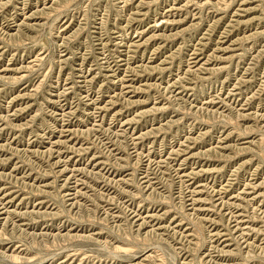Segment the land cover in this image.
<instances>
[{"label":"rangeland","instance_id":"1","mask_svg":"<svg viewBox=\"0 0 264 264\" xmlns=\"http://www.w3.org/2000/svg\"><path fill=\"white\" fill-rule=\"evenodd\" d=\"M53 1L54 0H0V92H1L0 93V112H1L0 113V153H2V151H3V153L0 154V155H2V156H0L1 157L0 158V209L8 204L7 206H8V208H10L9 211L11 210L10 212L6 209L0 210V212H2L3 210L7 211V213L9 212L8 214L0 215V231H1V233H0V264H4V263L5 264L6 263L7 264L8 263L9 264L14 263L15 264L16 262H17L16 264H41V263L42 264H59V262H60V264H67V263L68 264H114V263L115 264H133V263L134 264H136V263L137 264H140V263H142V264H191V263H193V264H203V263L204 264H210V263L211 264H220V263L221 264H227V263H229V264H231V263L240 264L241 263L242 264L243 263L244 264L245 262H246L245 264H257V263L258 264H264V262H263L264 261V255H263L264 254L263 253L264 252V242H263L264 241V237H263L264 236V225H263L264 221H262V220H264V214H263L264 213V202H263L264 194L261 195L262 192L264 193V149H263L264 148V141L259 140L260 138L264 137V128H262V127H264L262 125V124H264V118H263L264 117V113H263L264 112V108H263L264 107V105H263L264 104V90H263L264 88H261V87H264V81L262 82V79L264 80V71H263L264 70V68H263L264 67V59H263L264 58V55H263L264 54L263 53L264 52V50H263L264 49V44H263L264 43V36H263L264 35V17H263L264 16V0H251V1L250 0H246V1H244V0H232V1L231 0H228V1L227 0H224V1L223 0L222 1L221 0H206V2H204L205 0H194V1L193 0H164V1L160 0V2H158L159 0H152V1L151 0H149V1L148 0H142V1L141 0H131V1L130 0L129 1L128 0H126V1L125 0H120V1L119 0H62V1L56 0V1H54L55 4ZM212 1L214 3L215 2L216 3L214 4ZM225 1L227 3L229 1L230 2L227 5V3ZM187 2L188 3L192 2V3L189 5V4H187ZM245 2H249V4L247 6H244ZM123 3H125V5H126L125 7H124ZM138 3L139 4L144 3V4L139 5ZM147 3H148V5H147ZM206 3H208V4H206ZM199 4H201V5H199ZM167 5H168V7H167ZM180 5H181V7H180ZM17 6H19L20 8ZM139 6L141 9L139 8ZM155 6H157V8ZM248 6L252 7V9H254V11H250V12L245 13V14H244V12L240 11V13H242V15H243L239 20V22H241V24L240 25L236 24L238 22V20H237L238 16L237 15L232 16L233 13L237 14L238 11H236V10L243 8V7H248ZM47 7L48 8L50 7V8L48 9ZM178 7L181 9H179ZM148 9L150 10L149 12H148ZM142 10H143V12H142ZM33 11H34V13H33ZM165 11H166V13H165ZM163 12H164V14H163ZM154 13H155V15H154ZM3 14H4V16H3ZM33 14H35V15H33ZM142 14H144V15H142ZM131 15H132V17H131ZM173 15H175V16H173ZM102 16H103V18H102ZM156 16H158V17H156ZM221 16H223L222 19L220 18ZM253 17H255L256 20L254 18V21H253L252 20ZM103 19H104V21H103ZM139 19H142V20L144 19V20L142 21ZM163 19H166V20L164 21ZM247 19L252 20V21L248 20L249 22H245V21H247ZM260 19H262V21ZM154 21L156 23H154ZM160 21L162 23L161 25H159ZM167 21H169V24L167 23ZM177 22H179V23H177ZM228 22H230V23H228ZM243 22H245L246 24ZM24 23H26V24H24ZM172 23H174V24H172ZM231 23L234 25L232 26ZM18 24H20V25H18ZM155 24H157V25H155ZM195 24H196V26H195ZM24 25L25 26L29 25V26L25 27ZM114 25L117 29L114 27ZM126 25H127V27H126ZM158 25H159V27H158ZM165 25L167 28L165 27ZM131 27H132V29H131ZM164 30H165V32H164ZM178 30H179V32H176ZM181 30H182V33H181ZM212 30H214V31H212ZM255 30L258 33L255 32ZM262 31H263V33H261ZM108 32H109V34H111V33L112 34L109 35ZM170 32H172V33H170ZM166 33H168V34H166ZM205 33H208V34H205ZM104 34H105V36H104ZM122 34H123V36H122ZM172 34L175 35L176 38L173 37ZM176 34H178V36ZM252 34H254V35H252ZM94 35H96V36H94ZM124 35H125V37H124ZM235 36L237 37V40L235 39L236 38ZM249 36H252V37H249ZM139 37L144 38L145 41L147 40L145 43L146 45L138 47L136 44H134L136 40L140 39ZM246 37L247 38L249 37V39H247ZM127 38H129V39H127ZM173 38H175V39H173ZM108 39L109 40L111 39V41H109ZM169 39H170V41H169ZM148 40H150V41H148ZM243 40H248V41H243ZM123 41H125V42H123ZM200 41H201V43H200ZM216 41H217V43H216ZM234 41H237V42H234ZM100 42H101V44H100ZM96 43H98V44H96ZM198 43H200V44H198ZM233 43H235V44H233ZM128 44H129V46H128ZM167 44H169V45H167ZM215 44L217 45V47ZM160 45H161V47H159ZM95 46H96V48H95ZM100 46H101V48H100ZM180 46H182V47H180ZM224 46L226 48H224ZM130 47H131V50H130ZM164 47H166V48H164ZM235 47H237V48L233 49ZM253 47H256V48H253ZM257 47H259V48H257ZM260 47H263V48H260ZM104 48H106V49L104 50ZM198 48L199 49L202 48L203 50L204 49L205 50L202 51V49L199 50ZM222 48L225 49L224 50L225 53L219 52V50ZM213 49H214V51L212 52ZM249 49H250V51H249ZM260 49L263 50L262 53H261ZM142 51H144V52H142ZM192 51L194 53L196 52V54L192 53ZM228 51H230V52H228ZM256 51H259L260 53L259 52L256 53ZM106 52H108V53H106ZM82 53H83V55H82ZM126 53H128V54H126ZM134 53H135V55H134ZM213 54L216 55L215 58H214ZM231 54H234L236 56H234V55L232 56ZM128 55H131V57L132 56L133 57L131 58ZM136 55H137V57H136ZM191 55L193 57L196 56L199 59L203 56L201 58L200 63H198L195 67H192L191 62H189V60L192 61V58H193ZM211 55H212V58H211ZM103 56H104V59H103ZM125 56H126V58H124ZM140 56L141 57L144 56V57L141 58ZM223 56H226L225 57L226 60L224 62L222 61V62L218 63L217 60H219V58L223 57ZM170 57H171V60H170ZM231 57H233V58L231 59ZM117 58H119V59H117ZM228 58H229V60L227 61ZM66 59H68V61ZM81 59H83V60H81ZM203 59L211 60L209 63L211 65L209 67H208V65L201 67L202 66L201 63H203V61H205ZM97 60H99V61H97ZM103 60H105V62H103ZM107 60H109L108 61L109 64H108ZM254 60H255V62H254ZM84 62H85V64H84ZM98 62L99 63L102 62V63L99 64ZM115 62H116V64H115ZM172 63H173V65H172ZM81 64L85 65V67ZM102 64H104V65H102ZM126 64H128V65H126ZM247 64H248V66H247ZM249 64H251V65H249ZM255 64H258V66ZM111 65L112 66L114 65V66L112 67ZM99 66L101 69H99ZM197 66H199L202 69H200L199 67H198L199 69L196 68ZM213 66L215 68H212ZM216 66H217V68H216ZM222 66L224 69L222 68ZM249 66H252V67H250L251 69L248 68ZM103 67H105V68H103ZM124 67L125 68L127 67V68L125 69ZM133 67H134V70L131 69ZM161 67L164 69H162ZM169 67H170V69H169ZM220 67H221V69H220ZM148 68H149V70H148ZM207 68H208V70H207ZM209 68H212V69H209ZM83 70H84V72H83ZM129 70L131 72H129ZM139 70H141V71H139ZM156 70H158V72ZM159 70H160L161 74L159 73ZM209 70L212 73L209 72ZM218 70L220 71V73ZM72 71H74L73 74H72ZM150 71H152V73ZM111 72H113V73H111ZM146 72L147 73L149 72V73L147 74ZM96 73H98V74H96ZM114 73H116L117 75ZM137 73H138V75H137ZM200 73L202 74L201 77H199L201 75ZM111 74H112V76H110ZM214 74H216V75H214ZM262 74H263V77H262ZM14 75L18 76V77H15ZM97 75H99V76H97ZM148 75H150V76H148ZM191 75H192V77H191ZM208 75L212 76V77L209 78ZM253 75H254V77H253ZM140 76H142V77H140ZM227 76H229V77H227ZM91 77L93 79H91ZM108 77L111 78L112 81L110 79H108ZM120 77L123 79V81L121 80ZM255 77H257V78H255ZM18 78H19V80H18ZM181 78H183V81L181 80ZM208 78L210 81L208 80ZM248 78H250V79H248ZM160 79H162V81ZM72 80H74V82ZM91 80H93V83ZM87 81L88 82L90 81L89 84ZM146 81H147V84L144 83ZM187 81H189L190 83ZM229 81H230V83H229ZM111 82H113V83H111ZM104 83H106V84H104ZM128 83L131 85H129ZM134 83H136V84H134ZM139 83H140V85H139ZM235 83H236V85H239V86H236ZM58 84H60V85H58ZM91 84L92 85L94 84V85L92 86ZM159 84H161V85H159ZM168 84H170V85H168ZM115 85H117V86H115ZM162 85H163V87H162ZM74 86H77V88ZM111 86H112V88H111ZM147 86H149V87H147ZM165 86H166V88H165ZM224 86H226L227 89ZM91 87H93V88H91ZM125 87H126V89H125ZM161 87L163 88V90H161L162 89ZM72 88H74V89H72ZM135 88H137L138 91ZM248 88H249V90H248ZM250 88H251V90H250ZM85 89H86V91H85ZM239 89L241 90L242 93L239 92L240 91ZM260 89H262L263 92H261L262 90H260ZM68 90L69 91L71 90L72 92L71 91L69 92ZM75 90H77L78 92L77 91L75 92ZM259 90H260V92H259ZM59 91H61L60 92V94L62 93L61 95H59ZM179 91H181V92H179ZM232 91L234 93H232ZM74 92L76 94L79 93V95L78 94L76 95ZM64 93L66 96L64 95ZM158 93H159V96H158ZM259 93L261 94L260 96L258 95ZM251 94L256 95V96L258 95L259 97L258 96L257 97L252 96ZM25 96H26V98H25ZM57 96H58V98H57ZM77 96L79 98H77ZM167 96H168V99H167ZM169 96H171V97L169 98ZM217 96H220V97L218 98ZM251 96H252V99H251ZM112 97H114V98H112ZM224 97H226V98H224ZM239 97H240V99H239ZM245 97H246V99H245ZM101 98H103V99H101ZM161 98H163V99H161ZM177 98H179V99H177ZM231 98H233V99H231ZM261 98H262V101H261ZM114 99H116V100H114ZM79 100H80V102H79ZM204 100L207 102H204ZM208 100H209V102H208ZM223 100H225V102H227V103L225 104ZM90 101H92V102H90ZM248 101H249V103H248ZM70 102H72V103H70ZM88 102H90L91 105ZM105 102H107V103H105ZM121 102H123V103H121ZM243 102L246 104H244ZM260 102H262V103H260ZM58 103L62 107L59 106ZM78 103H80V104H78ZM133 103H134V105H133ZM154 103H155V105H154ZM229 103H231L232 106H230ZM200 105L201 106L203 105V106L201 107ZM218 105H220V106L218 107ZM254 105H255V107H254ZM68 106H69V108H68ZM100 106L102 108V111H101ZM122 106H123V108H121ZM159 106L160 107L162 106L161 107L162 110ZM228 106H230V107H228ZM10 107H12V108H10ZM81 107H82V109H81ZM164 107L166 110L164 109ZM119 108H121V109H119ZM60 109H62V110H60ZM99 109H100V111H99ZM15 110H17V111L15 112ZM158 110L161 112H159ZM191 110H192V113H191ZM193 110H194V112H193ZM205 110H208V111L205 112ZM221 110H225V111H223L221 113L220 112ZM233 110L236 111L235 112L236 115L234 114ZM241 110H242V112H241ZM19 111H21V112H19ZM65 111H66V114L64 115ZM90 111L92 114L90 113ZM177 111H178V114H177ZM52 112H54V114ZM153 112H157V114L155 113L156 114L155 115ZM162 112H164V113H162ZM207 112H209V113H207ZM226 112L229 113V114H226L227 116H225ZM230 112L233 116L230 114ZM245 112H247L249 114L246 113V115H247L246 116ZM260 112L262 113V116H261ZM145 113H146V115H145ZM149 113H151V114H149ZM203 113H205V115ZM223 113H224V115H223ZM147 114H148V116H147ZM197 114H200L201 116H199ZM209 114L212 117V118L210 117V119H209V116H210ZM87 115H89L88 116L89 118L86 117ZM257 115L258 116L260 115V118H259L260 120L256 119ZM235 116H237L238 118L240 117L241 119L239 118L237 120V118ZM146 117H147V119H145ZM223 117H226L225 120ZM244 117L245 118L248 117V118L245 119ZM60 118H62V119H60ZM84 118H86V119H84ZM141 119H142V122L140 123ZM155 119H157V120H155ZM204 119H207V120H204ZM255 119H256V123H255ZM1 120H2V122H1ZM125 120H128V122H130L131 124L130 123L127 124L128 122ZM228 120H229V122H228ZM230 120H231V123H233L232 125L230 124ZM257 121H259L258 126H257ZM20 122H22V123H20ZM164 122H166V123H164ZM172 122L173 123L178 122V123L177 124L175 123V125H174V124H172ZM207 122H209V123H207ZM119 123H121V124H119ZM74 124H75V126H74ZM143 124H144V126H143ZM92 125L93 126L95 125V126L93 127ZM137 125H139V126H137ZM105 126H106V128H105ZM116 126H117V128H116ZM165 126H167V128ZM169 126H171V127H169ZM256 126H257V128H256ZM5 127H7L8 129L7 128L5 129ZM13 127H15L16 129L15 128L13 129ZM57 127H59V128H57ZM19 128H21V129H19ZM169 128H171V129H169ZM246 128L248 130L250 129L249 131H252L251 129H253L252 133L248 132L249 133L248 134L246 132L247 130H245ZM260 128H262V129H260ZM126 129H127V131H126ZM163 129L166 131L167 135H165L166 133ZM254 129L256 130V132H254L255 131ZM233 130H234V132H233ZM148 131H149V133H148ZM150 131H152V132H150ZM202 131H203V134H202ZM228 131L229 132L232 131L233 134L231 132L229 134ZM84 132H86V133H84ZM115 132L119 133V134H116ZM124 132H125V134H124ZM244 132H245V134H244ZM126 133H127V135H126ZM141 133H143L146 136L141 135ZM151 133L153 134V136ZM158 133L159 134L161 133L160 136L158 135ZM76 134L79 136H76ZM84 134H86V135H84ZM204 134H206V136ZM225 134L229 138L227 140L228 141L227 143L229 144V146L227 148H226V146L228 145L227 143L226 144L221 143L223 138L226 137ZM239 134L242 136H240ZM42 135H44V136H42ZM111 135L113 138L110 137ZM147 135L148 136L151 135V136L148 137ZM154 135H157L156 136L157 139H156V137H154ZM203 135H204V137H202ZM16 136H17V138H16ZM18 136H19V139H18ZM39 136H41V137H39ZM45 136H46V138H45ZM114 136H116L117 138ZM237 136H240V137H237ZM189 137L191 138L190 140H189ZM250 137L255 141V143L252 144V151H251V146H248L249 144H247ZM118 138H120V140L123 142H121ZM187 138H188V141H187ZM71 139H73V140H71ZM114 139H116V140H114ZM152 139H153V141H152ZM35 140H37V141H35ZM143 140H145V141H143ZM195 140H197L196 143H195ZM129 141H131V142H129ZM151 141L153 143L154 142L155 143L153 144ZM198 141H199V143H198ZM30 142H32V143H30ZM83 142H84V144H83ZM100 142H101V144H100ZM126 142L128 144H126ZM259 142H261L262 144ZM10 143H11V145H10ZM61 143H63V144L65 143V144L63 145ZM67 143H68V145H67ZM236 143H237V145H236ZM125 144L127 145V147ZM150 144H151V146H150ZM255 144H257V145L259 144V147H257V145L255 146ZM2 145H4V146H2ZM102 145H103V148H102ZM109 145H110V147H108ZM133 145H135V146H133ZM85 146H87V147H85ZM117 146H119V147H117ZM152 146H154L153 147L154 150H153ZM191 146H193V147H191ZM213 146H214V149H213ZM200 147H202V149ZM203 147H205V148H203ZM245 147H250V148L248 149V151H245ZM79 148H81V150ZM107 148L109 149V151ZM120 148H122L125 152ZM3 149H5V150H3ZM33 149H34V151H33ZM39 149L41 150L40 153H39V151H40ZM141 149H142L143 153H141ZM171 149L174 151H172ZM175 149H177V150H175ZM200 149H201V151H200ZM205 149H207V150H205ZM232 149H234V150L237 149V150L234 151ZM253 149H254V151L257 150L256 153L253 151ZM9 150L10 151L13 150V151L10 152ZM95 150H97V151H95ZM102 150H104L105 152ZM159 150H160V152H159ZM178 150H180L179 153H178ZM56 151L58 153H56ZM61 151H62V153H61ZM249 151H251V152H249ZM126 152H128V153L131 152V154H128ZM197 152H198V154H197ZM240 152H242V153H240ZM137 153L139 155L138 157H137ZM148 153H149V155H148ZM223 153H224V155H223ZM257 153L259 155H256ZM3 154H5V155H3ZM141 154L143 155V157L141 156ZM15 155L17 158L15 157ZM106 155H108V156H106ZM109 155H110V158H109ZM167 155H169L170 158H168ZM188 155H190L189 158H188ZM199 155L200 156L202 155V156L200 157ZM80 156H82V157H80ZM166 156H167V158H166ZM205 156L206 157L208 156V157L206 158ZM209 156H212L213 158H215V160L213 161L212 157L210 158ZM233 156H236V158H230ZM255 156L258 158H256ZM9 157H10V159H9ZM21 157L23 160L21 159ZM38 157H39V159H38ZM43 157H45V159ZM171 157H173V158H171ZM218 157H220V158L223 157V159L225 157V159L227 158L228 161L225 159L224 160L219 159ZM25 158H27V159H25ZM34 158H35V160L36 159L37 160L35 161ZM67 158L69 159L70 162L68 161ZM107 158H109L110 161H108L109 159H107ZM129 158H130V164H128ZM136 158L138 160H136ZM216 158H217V160H216ZM241 158H243V159H241ZM252 158H254V159L252 160ZM79 159L81 160V162ZM91 159H93L94 161ZM145 159H147V160L145 161ZM152 159H154L156 162ZM5 160H7V161H5ZM75 160L77 161L76 163H75ZM157 160H158V163H157ZM209 160L211 161V163H213L212 165H211ZM250 160H252V161H250ZM89 161H91V162H89ZM119 161H121V162H119ZM141 161H142V163H141ZM220 161H222V162H220ZM24 162H25V164H24ZM52 162L55 164H53ZM106 162L107 163L110 162L109 165ZM133 162H134V165H133V169H132ZM173 162H174V164H173ZM230 162H232L233 164ZM15 163H17V164H15ZM47 163L48 164L51 163V164L48 165ZM125 163H126V165H124ZM178 163H180V164H178ZM26 164H27V166H26ZM58 164H59V166H58ZM135 164L138 166H136ZM181 164H183V165H181ZM194 164H195V166H194ZM249 164H251V165H249ZM56 165H57V167H56ZM236 165L237 166L239 165V167H237ZM261 165H262V167H261ZM129 166H131V167L129 168ZM134 166H136V168ZM242 166H244L243 169H242ZM64 167H65V169H64ZM140 167H143V168H140ZM157 167L159 168L158 169L159 171L157 170ZM168 167H170L171 169L170 168L168 169ZM172 167H174V169ZM215 167L216 168L218 167L217 172H216L217 169ZM254 167H256V168H254ZM30 168H33V169H30ZM34 168H36L37 171L34 170ZM39 168H40V170H39ZM50 168H54V169H52L53 171ZM72 168L74 171H72ZM82 168H84V169H82ZM200 168L202 170H205V169L206 170L204 172L202 171V172L198 173V175L200 174V176L194 175L196 177V179L194 180L195 177L193 176L192 173L197 172L198 170H200ZM45 169H46V173H45ZM106 169H108V170H106ZM240 169H242V171ZM99 170L101 173H99ZM175 170H177L178 173ZM191 170H193L194 172ZM208 170H209V173H208ZM246 170H247V173H246ZM10 171H11V173H10ZM31 171L33 174H31ZM55 171H57V172H55ZM78 171H80V172H78ZM134 171H135V174H134ZM162 171H164L165 173ZM248 171H249V173H248ZM38 172H39V174H38ZM72 172H73V174H71ZM108 172H109V174H108ZM137 172H139V173L141 172V173L139 174ZM158 172L160 174H158ZM182 172L184 174H185V172H186V174H190L189 178L186 176H182L183 175ZM206 172H207V174H206ZM212 172H213V174H212ZM28 173H29V175H31V177L29 175H27ZM74 173L77 175H75ZM201 173H203V174H201ZM44 174H46V176ZM48 174H50V175H48ZM114 174H116V175H114ZM178 174H180V175L178 176ZM57 175H58V177H57ZM103 175L106 177V179ZM106 175H108V176H106ZM171 175H173V176L177 175V177H179V178H177V177L172 178V177H170ZM233 175L235 178L233 177ZM43 176H45L46 178ZM92 176H94V177H92ZM130 176L132 178V181H131ZM160 176H162V177H160ZM227 176L228 177L230 176V177L227 178ZM236 176H238L237 179H236ZM20 177H21V179H20ZM55 177H56V179H55ZM99 177L101 178V180ZM190 177H192V178H190ZM36 178H37V180H36ZM85 178L87 180H85ZM122 178H125V179H122ZM159 178L161 180H163V183L161 182V180ZM107 179H108V181H107ZM133 179L136 183L133 181ZM157 179H158V181H157ZM171 179H172L173 183L171 182ZM216 179H217V182H216ZM90 180L91 181L93 180V181L91 182ZM110 180L112 181V183ZM155 180L157 183L155 182ZM166 180L168 182H170L169 186H168V184H166V183H168ZM208 180H210V181H208ZM260 180H263V181H260ZM6 181H8V182H6ZM25 181H26V184L24 183ZM144 181H145V183H144ZM18 182H20V183H18ZM132 182H134V183H132ZM141 182H142V184H141ZM149 182L151 183V185H149L150 184ZM181 182H182V185H181ZM183 182H184V184H183ZM202 182H203V184H202ZM246 182H248L249 184H247ZM260 182H262V184H260L261 188H259L260 186L258 184ZM53 183L54 184L56 183L55 185H57L58 187L55 186ZM146 183L148 184L149 188L147 187ZM14 184H15V186H14ZM40 184L43 187L44 186L45 187L43 188ZM133 184H135V185H133ZM199 184L202 187V188H200V189H202V195L196 196V198L203 199L204 200L203 202H205V203L202 202L200 205H197V204L193 205V200H194L195 196L191 197L192 194L189 191H191L194 186H195V188L197 186H199ZM246 184L248 185V187L246 186ZM257 184H258V187L256 186ZM37 185H38V187H36ZM72 185H73V187H71ZM117 185L119 188L117 187ZM129 185L131 188L129 187ZM142 185H143V187H142ZM172 185L175 188H173ZM202 185H204V186H202ZM208 185H210V186H208ZM136 186H138L139 189ZM165 186H167V187H165ZM180 186H182V187L184 186V187L182 188ZM186 186H187V188L188 187L189 188L187 189ZM18 187H20V189ZM23 187H25V188H23ZM114 187L117 190L113 189ZM144 187H145V189H144ZM162 187H164V189ZM168 187H170L171 189ZM224 187L226 188V191H225ZM234 187H236V188H234ZM254 187H256V189H254ZM58 188L60 191L57 190ZM94 188L97 191H95ZM240 188L242 190H244V192ZM42 189H44V190H42ZM151 189L154 191H151ZM182 189H185V190H182ZM216 189L218 191L214 192V190H216ZM40 190H41L42 194H41ZM53 190L55 192H53ZM120 190L122 193L120 192ZM123 190H125V191H123ZM140 190H142V191L145 190V191L141 192ZM186 190H188V191H186ZM248 190H250V192H252V193H249ZM210 191H211L210 194H212V195L209 194ZM222 191H224V192H222ZM229 191H231V192H229ZM44 192H45V194H44ZM169 192H171V193H169ZM83 193H85V194H83ZM140 193H141V196H138V195H140ZM148 193L150 194L149 197L147 195ZM168 193L169 194L174 193V194L169 195ZM218 193H220V194H218ZM17 194H18V196H17ZM73 194H75V195H73ZM136 194H138V195H136ZM151 194H153V196ZM166 194L168 195V197L169 196L170 197L168 198ZM259 194H260V196H258ZM55 195H57V197H55ZM126 195H127V197H126ZM231 195H232V197H231ZM1 196H5L6 198L5 197L3 198ZM51 196H53V197L51 198ZM183 196L185 198H183ZM239 196H240V198H239ZM243 196H245L244 199H243ZM253 196H255V197H253ZM58 197H60V198H58ZM116 197H117V199H116ZM133 197H134V199H133ZM135 197H136V199H135ZM143 197H145L146 199L144 198L145 199L144 200ZM152 197H153V199H151ZM228 197H229V200L227 199ZM157 198H159V199H157ZM192 198H193V200H192ZM204 198L205 199L208 198V199L205 200ZM56 199H57V201H56ZM59 199H61L60 202H59ZM131 199H132V201H131ZM246 199L251 204H249ZM63 200H65L66 203ZM113 200H114V202H113ZM136 200L137 201L139 200V201L137 202ZM184 200H185L184 203H186L185 205H183V203H182V201H184ZM211 200L213 202L212 203L213 205L211 204ZM222 200L225 202H223ZM84 201H85V203H84ZM109 201H110V203H109ZM163 201H164V203H163ZM244 201H245V203H244ZM54 202L56 203L55 205H54ZM122 202H123V204H122ZM215 202L217 203L216 204L217 208H215L216 207ZM218 202L220 204H218ZM231 202L233 204H231ZM20 203H22V204H20ZM229 203H230V206H229ZM239 203H240V205H239ZM128 205H129V207H127ZM150 205H151V208H150ZM165 205H167V206H165ZM209 205H210V207H209ZM242 205H243V207H242ZM251 205H253V206H251ZM15 206H17L16 209H15ZM74 206H75V208H74ZM78 206L80 207L79 208L80 210H77ZM219 206L222 208H220ZM236 206H238V207H236ZM239 206H240V208H239ZM244 206H246V207H244ZM70 207H73V208H70ZM143 207H144V209H142ZM181 207H183V208H181ZM190 207H191V209H190ZM206 207L212 208V211H211V209L209 210ZM247 207L249 208V210ZM51 208H52V210H51ZM65 208H66V210H65ZM127 208H129V209H127ZM37 209H39V211ZM68 209H69V211H68ZM181 209H183V210H181ZM216 209H217V211H216ZM26 210H28V211L26 212ZM115 210H116V212H115ZM126 210H127V213H126ZM206 210H207V212H206ZM213 210H215V211H213ZM228 210L233 211V215H232L231 211L228 213ZM254 210H256V211L254 212ZM163 211H164V214L162 213ZM165 211L166 212L168 211V212L166 213ZM177 211H179L180 213ZM219 211L222 214V216L219 213ZM249 211H251V212H249ZM259 211H260V213H259ZM24 212H25L24 216H19V215H22ZM48 212H50V213H48ZM123 212L125 215L123 214ZM187 212H189V213H187ZM14 213H15V215H14ZM159 213H160V215H159ZM183 213H185V214H183ZM224 213H225V216H224ZM239 213L244 218L243 219L241 216V219L239 220V221H241V220L244 221V222H242L243 226H247V224H245L247 221L250 223L249 230L245 232L244 237L242 235H240L241 234L240 232H236L234 230V225L236 223V222H234L236 220V218L234 217V214H239ZM249 213H251V214H249ZM147 214H148L149 218L147 217ZM152 214L154 217H150ZM198 214L200 217H198ZM257 214H259V215H257ZM13 215H14V217H12ZM106 215H107V217H106ZM144 215H145V217H144ZM192 215L194 216V218ZM248 215H250V216H248ZM3 216H5V217L7 216V217L5 219H2ZM47 216L51 217L53 220L51 218L48 219ZM58 216H59V218H58ZM188 216L190 217V219L192 216V218H193V219H191L192 221L188 218ZM223 216L225 217V219L224 218L223 219L226 221V223L222 219ZM10 217H12V219L14 221ZM35 217H36V219H35ZM121 217H122V219H121ZM45 218H47V219H45ZM195 218L198 220V223H197V220H195ZM201 218H203V219H201ZM219 218H220V220H219ZM249 218H252V219H249ZM32 219H33V221H32ZM144 219H146L148 222L150 220L151 221L148 223ZM180 219L183 220V222ZM162 220H164V221H162ZM199 220H200V223H199ZM210 220H212V221H210ZM218 220L220 223H217ZM6 221H8L9 223L6 224L5 223ZM227 221L228 222L230 221L231 223H228ZM260 221H262V222H260ZM13 222H14V224H13ZM135 222H136V224H135ZM194 222H195V224H194ZM36 223H38V224H36ZM67 225H68V228H70V229L67 228ZM205 225H206V227H205ZM211 225L212 226L215 225V226L212 227ZM251 226H252V228L253 227L254 228L250 229ZM20 227H21V229H20ZM165 227H166V229H165ZM207 227H208V229H207ZM226 227H228V228H226ZM145 228H146V230H145ZM220 228L222 231L220 230ZM154 229L156 232L154 231ZM152 230H153V232H152ZM182 230H184L183 231L184 233L182 232ZM219 230L224 235L217 236L214 234L216 231L219 232ZM257 230H258V232H257ZM173 231H175V232H173ZM39 232H42V233H39ZM48 232H50V233H48ZM162 232H164V234ZM204 232H206V234ZM225 232H230V233H228L230 235L228 236V234ZM16 233H17V235H16ZM26 233H27V236H26ZM45 233L47 235H45ZM56 233H57V235H56ZM158 233H159V235H158ZM190 233H193L194 235L190 234ZM209 234H211V236ZM13 235L16 237H13ZM24 235H25V237H24ZM39 235H41V236L39 237ZM67 235H68V237H67ZM91 235L93 238L90 237ZM161 235H163L164 237L162 236L160 238ZM206 235H208V237ZM252 235H254V237ZM10 236H12V237H10ZM234 236H236V238ZM53 237H54V240H53ZM63 237L64 238L66 237L67 239L66 238L64 239ZM75 237H76V239H75ZM84 237H85V239H83ZM86 237L87 238L89 237V238L87 239ZM79 238H80V240H79ZM164 238L167 239L168 241H166ZM33 239L36 241H34ZM98 239H100V241ZM225 239H228L227 244H229V247H227V248H224ZM44 240L46 241L45 243L43 242ZM210 240H211V242H210ZM236 240H237V242H236ZM54 241H55V243H54ZM161 241L164 244L161 243ZM170 241H171V243H170ZM103 242L106 243L107 246H109V247H107L106 244H103ZM47 243H49V244H47ZM100 243L102 244L101 246H99ZM237 243H239V244L237 245ZM244 243L245 244L247 243V244L245 245ZM221 244H223V245H221ZM152 245H153L154 249L152 248ZM258 245H259V247H257ZM69 246H71V247H69ZM212 246L214 248H212ZM65 247L67 250H65ZM177 247H179V248H177ZM220 247H222V248H220ZM70 248H71V250H70ZM104 248L108 249L109 251L104 249ZM110 248H111V251H110ZM252 248H255V249H253V251L256 253H254L252 251ZM261 248H263V249H261ZM115 249H116V252H115ZM190 249L192 252L188 251ZM247 249L250 251H248ZM60 250H62V251L60 252ZM15 252L17 254V257H16ZM150 252H151V254H150ZM235 252H237L236 256H234ZM249 252L251 254L253 252L254 254L251 255ZM2 253H3V255H2ZM53 253H57V254H54L55 255L54 256ZM130 254H131V256H130ZM12 255H13V257H12ZM111 255H112V257H111ZM113 255H114V257H113ZM154 255H156V257ZM250 255H251V257H250ZM122 257H124V259ZM201 257L203 259L202 260L203 262L200 260ZM215 257H217V258H215ZM248 257H250L252 259H250ZM37 258H39V259L36 260ZM65 258H66V260H65ZM125 258H127V259H125ZM191 258H193V259H191ZM194 258H196V259H194ZM207 259L209 262L207 261ZM20 260L24 261L25 263L22 261L20 262ZM182 261H184V262H182ZM215 261H217V262H215ZM69 262H71V263H69ZM185 262H187V263H185ZM198 262H200V263H198Z\"/></svg>","mask_w":264,"mask_h":264},{"label":"bare ground","instance_id":"2","mask_svg":"<svg viewBox=\"0 0 264 264\" xmlns=\"http://www.w3.org/2000/svg\"><path fill=\"white\" fill-rule=\"evenodd\" d=\"M54 1H56V0H54ZM54 1H53V2H54ZM60 1H62V0H60ZM119 1H120V0H119ZM125 1H126V0H125ZM128 1H129V0H128ZM130 1H131V0H130ZM141 1H142V0H141ZM148 1H149V0H148ZM151 1H152V0H151ZM163 1H164V0H163ZM193 1H194V0H193ZM221 1H222V0H221ZM221 1H220V2H221ZM223 1H224V0H223ZM227 1H228V0H227ZM231 1H232V0H231ZM244 1H246V0H244ZM250 1H251V0H250ZM10 2H11V1H10ZM25 2H26V1H25ZM158 2H160V0H159ZM200 2H201V1H200ZM204 2H206V0H205ZM209 2H210V1H209ZM212 2H213V1H212ZM225 2H226V1H225ZM229 2H230V1H229ZM229 2H228V3H229ZM5 3H6V2H5ZM5 3H4V4H5ZM8 3H9V2H8ZM22 3H23V2H22ZM119 3H120V2H119ZM131 3H132V2H131ZM131 3H130V4H131ZM134 3H135V2H134ZM184 3H185V2H184ZM191 3H192V2H191ZM191 3H188V2H187V4H189V5H190ZM196 3H197V2H196ZM213 3H214V2H213ZM215 3H216V2H215ZM215 3H214V4H215ZM223 3H224V2H223ZM226 3H227V2H226ZM228 3H227V5H228ZM242 3H243V2H242ZM23 4H24V3H23ZM44 4H45V3H44ZM54 4H55V2H54ZM56 4H57V3H56ZM123 4H124V7H125V6H126L125 3H123ZM128 4H129V3H128ZM135 4H136V3H135ZM138 4H139V3H138ZM140 4H141V3H140ZM140 4H139V5H140ZM142 4H144V3H142ZM142 4H141V5H142ZM149 4H150V3H149ZM151 4H152V3H151ZM153 4H154V3H153ZM164 4H165V3H164ZM182 4H183V3H182ZM197 4H198V3H197ZM201 4H202V3H201ZM201 4H199V5H201ZM206 4H208V3H206ZM248 4H249V2H245V3H244V6H247ZM147 5H148V3H147ZM185 5H186V4H185ZM189 5H188V6H189ZM203 5H204V4H203ZM221 5H222V4H221ZM27 6H28V5H27ZM48 6H49V5H48ZM144 6H145V5H144ZM178 6H179V5H178ZM3 7H4V6H3ZM17 7H19V6H17ZM24 7H25V6H24ZM122 7H123V6H122ZM127 7H128V6H127ZM130 7H131V6H130ZM142 7H143V6H142ZM155 7L157 8V6H155ZM163 7H164V6H163ZM167 7H168V5H167ZM176 7H177V6H176ZM180 7H181V5H180ZM182 7H183V6H182ZM201 7H202V6H201ZM220 7H221V6H220ZM231 7H232V6H231ZM240 7H241V6H240ZM19 8H20V7H19ZM40 8H41V7H40ZM47 8H48V7H47ZM49 8H50V7H49ZM49 8H48V9H49ZM131 8H132V7H131ZM133 8H134V7H133ZM139 8H140V6H139ZM178 8H179V7H178ZM185 8H186V7H185ZM202 8H203V7H202ZM253 8H254V7H253ZM36 9H37V8H36ZM128 9H129V8H128ZM140 9H141V8H140ZM152 9H153V8H152ZM154 9H155V8H154ZM171 9H172V8H171ZM179 9H181V8H179ZM25 10H26V9H25ZM29 10H30V9H29ZM44 10H45V9H44ZM129 10H130V9H129ZM156 10H157V9H156ZM169 10H170V9H169ZM173 10H174V9H173ZM186 10H187V9H186ZM218 10H219V9H218ZM131 11H132V10H131ZM133 11H134V10H133ZM149 11H150V10L148 9V12H149ZM181 11H182V10H181ZM236 11H238V13H237V12H236L237 14H234V13H233L232 16L237 15V16H238V19H237V20H238V22H239L240 18L243 16L242 13H240V11L244 12V14H245V13H248V12H250V11H254V9H252V7H249V6H248V7L240 8V9H238V10H236ZM50 12H51V11H50ZM138 12H139V11H138ZM142 12H143V10H142ZM148 12H147V13H148ZM152 12H153V11H152ZM155 12H156V11H155ZM229 12H230V11H229ZM33 13H34V11H33ZM132 13H133V12H132ZM139 13H140V12H139ZM165 13H166V11H165ZM177 13H178V12H177ZM181 13H182V12H181ZM181 13H180V14H181ZM225 13H226V12H225ZM35 14H36V13H35ZM35 14H33V15H35ZM133 14H134V13H133ZM136 14H137V13H136ZM160 14H161V13H160ZM163 14H164V12H163ZM170 14H171V13H170ZM172 14H173V13H172ZM180 14H179V15H180ZM24 15H25V14H24ZM38 15H39V14H38ZM56 15H57V14H56ZM142 15H144V14H142ZM154 15H155V13H154ZM167 15H168V14H167ZM3 16H4V14H3ZM30 16H31V15H30ZM173 16H175V15H173ZM223 16H224V15H223ZM223 16H221L220 18L222 19ZM226 16H227V15H226ZM24 17H25V16H24ZM33 17H34V16H33ZM35 17H36V16H35ZM40 17H41V16H40ZM131 17H132V15H131ZM156 17H158V16H156ZM171 17H172V16H171ZM263 17H264V16H263ZM102 18H103V16H102ZM129 18H130V17H129ZM129 18H128V19H129ZM141 18H142V17H141ZM144 18H145V17H144ZM174 18H175V17H174ZM194 18H195V17H194ZM225 18H226V17H225ZM231 18H232V17H231ZM254 18H255V17H253V19H252L253 21H254ZM22 19H23V18H22ZM29 19H30V18H29ZM124 19H125V18H124ZM166 19H167V18H166ZM166 19H163V20L165 21ZM169 19H170V18H169ZM232 19H233V18H232ZM101 20H102V19H101ZM134 20H135V19H134ZM137 20H138V19H137ZM139 20H142V19H139ZM143 20H144V19H143ZM143 20H142V21H143ZM173 20H174V19H173ZM244 20H245V19H244ZM248 20H249V19H247V21H245V22L252 21V20H249V21H248ZM255 20H256V18H255ZM260 20L262 21V19H260ZM25 21H26V20H25ZM103 21H104V19H103ZM103 21H102V22H103ZM135 21H136V20H135ZM169 21H170V20H169ZM169 21H167L168 24H169ZM171 21H172V20H171ZM179 21H180V20H179ZM228 21H229V20H228ZM241 21H242V20H241ZM126 22H127V21H126ZM129 22H130V21H129ZM180 22H181V21H180ZM238 22H237L236 24L240 25L241 22H239V23H238ZM245 22H243V23H245ZM259 22H260V21H259ZM70 23H71V22H70ZM103 23H104V22H103ZM106 23H107V22H106ZM139 23H140V22H139ZM141 23H142V22H141ZM154 23H156V22L154 21ZM167 23H166V24H167ZM177 23H179V22H177ZM196 23H197V22H196ZM228 23H230V22H228ZM250 23H251V22H250ZM20 24H21V23H20ZM20 24H18V25H20ZM24 24H26V23H24ZM42 24H43V23H42ZM122 24H123V23H122ZM124 24H125V23H124ZM127 24H128V23H127ZM157 24H158V23H157ZM157 24H155V25H157ZM161 24H162V23H161V21H160L159 25H161ZM172 24H174V23H172ZM216 24H217V23H216ZM245 24H246V23H245ZM159 25H158V27H159ZM198 25H199V24H198ZM198 25H197V26H198ZM231 25L233 26L234 24L231 23ZM259 25H260V24H259ZM24 26H25V25H24ZM27 26H29V25H27ZM27 26H25V27H27ZM98 26H99V25H98ZM120 26H121V25H120ZM124 26H125V25H124ZM138 26H139V25H138ZM153 26H154V25H153ZM170 26H171V25H170ZM192 26H193V25H192ZM195 26H196V24H195ZM212 26H213V25H212ZM224 26H225V25H224ZM236 26H237V25H236ZM15 27H16V26H15ZM21 27H22V26H21ZM114 27H115V25H114ZM118 27H119V26H118ZM122 27H123V26H122ZM126 27H127V25H126ZM139 27H140V26H139ZM149 27H150V26H149ZM165 27H166V25H165ZM171 27H172V26H171ZM176 27H177V26H176ZM69 28H70V27H69ZM97 28H98V27H97ZM115 28H116V27H115ZM119 28H120V27H119ZM166 28H167V27H166ZM209 28H210V27H209ZM230 28H231V27H230ZM230 28H229V29H230ZM234 28H235V27H234ZM116 29H117V28H116ZM131 29H132V27H131ZM137 29H138V28H137ZM183 29H184V28H183ZM191 29H192V28H191ZM211 29H212V28H211ZM214 29H215V28H214ZM223 29H224V28H223ZM231 29H232V28H231ZM237 29H238V28H237ZM239 29H240V28H239ZM246 29H247V28H246ZM95 30H96V29H95ZM122 30H123V29H122ZM125 30H126V29H125ZM129 30H130V29H129ZM134 30H135V29H134ZM148 30H149V29H148ZM209 30H210V29H209ZM225 30H226V29H225ZM67 31H68V30H67ZM118 31H119V30H118ZM138 31H139V30H138ZM212 31H214V30H212ZM223 31H224V30H223ZM223 31H222V32H223ZM119 32H120V31H119ZM132 32H133V31H132ZM132 32H131V33H132ZM164 32H165V30H164ZM176 32H179V30L176 31ZM183 32H184V31H183ZM207 32H208V31H207ZM228 32H229V31H228ZM239 32H240V31H239ZM255 32H257V31L255 30ZM162 33H163V32H162ZM170 33H172V32H170ZM174 33H175V32H174ZM181 33H182V30H181ZM212 33H213V32H212ZM212 33H211V34H212ZM219 33H220V32H219ZM252 33H253V32H252ZM257 33H258V32H257ZM261 33H263V31H262ZM94 34H95V33H94ZM106 34H107V33H106ZM108 34H109V32H108ZM111 34H112V33H111ZM111 34H109V35H111ZM166 34H168V33H166ZM179 34H180V33H179ZM205 34H208V33H205ZM243 34H244V33H243ZM25 35H26V34H25ZM76 35H77V34H76ZM109 35H108V36H109ZM116 35H117V34H116ZM176 35L178 36V34H176ZM203 35H204V34H203ZM235 35H236V34H235ZM247 35H248V34H247ZM249 35H250V34H249ZM252 35H254V34H252ZM94 36H96V35H94ZM104 36H105V34H104ZM112 36H113V35H112ZM112 36H111V37H112ZM114 36H115V35H114ZM117 36H118V35H117ZM122 36H123V34H122ZM134 36H135V35H134ZM172 36L175 37V35H173V34H172ZM218 36H219V35H218ZM232 36H233V35H232ZM238 36H239V35H238ZM242 36H243V35H242ZM244 36H245V35H244ZM260 36H261V35H260ZM260 36H259V37H260ZM263 36H264V35H263ZM18 37H19V36H18ZM124 37H125V35H124ZM128 37H129V36H128ZM170 37H171V36H170ZM170 37H169V38H170ZM220 37H221V36H220ZM235 37H236V36H235ZM239 37H240V36H239ZM249 37H252V36H249ZM249 37H248V38L246 37V38L249 39ZM253 37H254V36H253ZM94 38H95V37H94ZM107 38H108V37H107ZM109 38H110V37H109ZM136 38H137V37H136ZM139 38H140V37H139ZM157 38H158V37H157ZM175 38H176V37H175ZM175 38H173V39H175ZM221 38H222V37H221ZM3 39H4V38H3ZM5 39H6V38H5ZM127 39H129V38H127ZM145 39H146V38H145ZM167 39H168V38H167ZM207 39H208V38H207ZM235 39L237 40V37H236ZM238 39H239V38H238ZM240 39H241V38H240ZM242 39H243V38H242ZM256 39H257V38H256ZM108 40H109V39H108ZM121 40H122V39H121ZM225 40H226V39H225ZM109 41H111V39H110ZM113 41H114V40H113ZM116 41H117V40H116ZM134 41H135V40H134ZM146 41H147V40H146ZM146 41L144 40V38H140L139 40H136L135 43H134V42H133V43L136 44L138 47H141V46L146 45V44H145ZM148 41H150V40H148ZM155 41H156V40H155ZM169 41H170V39H169ZM176 41H177V40H176ZM193 41H194V40H193ZM203 41H204V40H203ZM241 41H242V40H241ZM243 41H248V40H243ZM257 41H258V40H257ZM101 42H102V41H101ZM101 42H100V44H101ZM123 42H125V41H123ZM165 42H166V41H165ZM198 42H199V41H198ZM212 42H213V41H212ZM227 42H228V41H227ZM234 42H237V41H234ZM102 43H103V42H102ZM112 43H113V42H112ZM148 43H149V42H148ZM200 43H201V41H200ZM200 43H198V44H200ZM205 43H206V42H205ZM210 43H211V42H210ZM216 43H217V41H216ZM230 43H231V42H230ZM238 43H239V42H238ZM63 44H64V43H63ZM96 44H98V43H96ZM96 44H95V45H96ZM117 44H118V43H117ZM125 44H126V43H125ZM130 44H131V43H130ZM150 44H151V43H150ZM203 44H204V43H203ZM211 44H212V43H211ZM233 44H235V43H233ZM263 44H264V43H263ZM105 45H106V44H105ZM152 45H153V44H152ZM163 45H164V44H163ZM167 45H169V44H167ZM204 45H205V44H204ZM204 45H203V46H204ZM215 45H216V44H215ZM223 45H224V44H223ZM228 45H229V44H228ZM256 45H257V44H256ZM103 46H104V45H103ZM125 46H126V45H125ZM128 46H129V44H128ZM182 46H183V45H182ZM182 46H180V47H182ZM195 46H196V45H195ZM207 46H208V45H207ZM109 47H110V46H109ZM153 47H154V46H153ZM157 47H158V46H157ZM157 47H156V48H157ZM159 47H161V45H160ZM216 47H217V45H216ZM218 47H219V46H218ZM228 47H229V46H228ZM228 47H227V48H228ZM91 48H92V47H91ZM95 48H96V46H95ZM97 48H98V47H97ZM100 48H101V46H100ZM115 48H116V47H115ZM127 48H128V47H127ZM133 48H134V47H133ZM164 48H166V47H164ZM196 48H197V47H196ZM202 48H203V47H202ZM202 48H201V49H202ZM224 48H226V47L224 46ZM231 48H232V47H231ZM236 48H237V47H235V48H233V49H236ZM250 48H251V47H250ZM253 48H256V47H253ZM257 48H259V47H257ZM260 48H263V47H260ZM105 49H106V48H104V50H105ZM128 49H129V48H128ZM136 49H137V48H136ZM144 49H145V48H144ZM147 49H148V48H147ZM154 49H155V48H154ZM178 49H179V48H178ZM198 49H199V48H198ZM201 49H199V50H201ZM214 49H215V48H214ZM214 49L212 50V52L214 51ZM114 50H115V49H114ZM130 50H131V47H130ZM163 50H164V49H163ZM192 50H193V49H192ZM204 50H205V49H204ZM204 50L202 49V51H204ZM224 50H225V49L222 48V49L219 50V52H223V53H225ZM229 50H230V49H229ZM239 50H240V49H239ZM252 50H253V49H252ZM260 50H261V49H260ZM263 50H264V49H263ZM263 50H261V53L263 52ZM102 51H103V50H102ZM111 51H112V50H111ZM128 51H129V50H128ZM193 51H194V50H193ZM193 51H192V53H194ZM249 51H250V49H249ZM121 52H122V51H121ZM142 52H144V51H142ZM145 52H146V51H145ZM228 52H230V51H228ZM257 52H259V51H256V53H257ZM101 53H102V52H101ZM103 53H104V52H103ZM106 53H108V52H106ZM110 53H111V52H110ZM116 53H117V52H116ZM119 53H120V52H119ZM128 53H129V52H128ZM128 53H126V54H128ZM135 53H136V52H135ZM135 53H134V55H135ZM151 53H152V52H151ZM156 53H157V52H156ZM178 53H179V52H178ZM249 53H250V52H249ZM259 53H260V52H259ZM263 53H264V52H263ZM111 54H112V53H111ZM111 54H110V55H111ZM129 54H130V53H129ZM136 54H137V53H136ZM139 54H140V53H139ZM148 54H149V53H148ZM159 54H160V53H159ZM166 54H167V53H166ZM194 54H196V52H195ZM208 54H209V53H208ZM237 54H238V53H237ZM250 54H251V53H250ZM82 55H83V53H82ZM120 55H121V54H120ZM143 55H144V54H143ZM155 55H156V54H155ZM163 55H164V54H163ZM163 55H162V56H163ZM202 55H203V54H202ZM202 55H201V56H202ZM213 55H214V54H213ZM231 55L233 56L234 54H231ZM238 55H239V54H238ZM255 55H256V54H255ZM255 55H254V56H255ZM257 55H258V54H257ZM261 55H262V54H261ZM263 55H264V54H263ZM80 56H81V55H80ZM80 56H79V57H80ZM87 56H88V55H87ZM96 56H97V55H96ZM113 56H114V55H113ZM128 56L131 57V55H128ZM153 56H154V55H153ZM162 56H161V57H162ZM191 56H192V55H191ZM204 56H205V55H204ZM215 56H216V55H214V58H215ZM234 56H236V55H234ZM251 56H252V55H251ZM259 56H260V55H259ZM69 57H70V56H69ZM84 57H85V56H84ZM106 57H107V56H106ZM106 57H105V58H106ZM109 57H110V56H109ZM109 57H108V58H109ZM111 57H112V56H111ZM132 57H133V56H132ZM132 57H131V58H132ZM136 57H137V55H136ZM140 57H141V56H140ZM142 57H144V56H142ZM142 57H141V58H142ZM150 57H151V56H150ZM150 57H149V58H150ZM192 57H193V56H192ZM202 57H203V56H202ZM202 57H201V58H202ZM207 57H208V56H207ZM207 57H206V58H207ZM225 57H226V56H223V57H220V58L218 57V58H219V60H217L218 63H219V62H222V61L224 62V61L226 60ZM229 57H230V56H229ZM81 58H82V57H81ZM101 58H102V57H101ZM101 58H100V59H101ZM122 58H123V57H122ZM124 58H126V56H125ZM201 58L199 59L198 57L195 56V57L192 58V61L189 60V62H191V66H192V67H195L198 63H200ZM211 58H212V55H211ZM232 58H233V57H231V59H232ZM62 59H63V58H62ZM103 59H104V56H103ZM112 59H113V58H112ZM117 59H119V58H117ZM128 59H129V58H128ZM133 59H134V58H133ZM137 59H138V58H137ZM154 59H155V58H154ZM172 59H173V58H172ZM216 59H217V58H216ZM252 59H253V58H252ZM259 59H260V58H259ZM263 59H264V58H263ZM63 60H64V59H63ZM66 60L68 61V59H66ZM81 60H83V59H81ZM139 60H140V59H139ZM160 60H161V59H160ZM163 60H164V59H163ZM168 60H169V59H168ZM170 60H171V57H170ZM181 60H182V59H181ZM203 60H205V59H203ZM228 60H229V58L227 59V61H228ZM73 61H74V60H73ZM76 61H77V60H76ZM85 61H86V60H85ZM97 61H99V60H97ZM108 61H109V60H107V62H108ZM113 61H114V60H113ZM146 61H147V60H146ZM151 61H152V60H151ZM154 61H155V60H154ZM166 61H167V60H166ZM175 61H176V60H175ZM210 61H211V60H208V59L205 60V61H203V63H201V64H202L201 67H204L205 65H208V67H209V66L211 65V64H209ZM232 61H233V60H232ZM251 61H252V60H251ZM61 62H62V61H61ZM64 62H65V61H64ZM77 62H78V61H77ZM94 62H95V61H94ZM103 62H105V60H103ZM117 62H118V61H117ZM125 62H126V61H125ZM129 62H130V61H129ZM141 62H142V61H141ZM238 62H239V61H238ZM254 62H255V60H254ZM257 62H258V61H257ZM62 63H63V62H62ZM81 63H82V62H81ZM86 63H87V62H86ZM92 63H93V62H92ZM98 63H99V62H98ZM101 63H102V62H100L99 64H101ZM123 63H124V62H123ZM136 63H137V62H136ZM158 63H159V62H158ZM169 63H170V62H169ZM248 63H249V62H248ZM250 63H251V62H250ZM84 64H85V62H84ZM108 64H109V62H108ZM115 64H116V62H115ZM119 64H120V63H119ZM139 64H140V63H139ZM164 64H165V63H164ZM244 64H245V63H244ZM81 65H83V64H81ZM102 65H104V64H102ZM126 65H128V64H126ZM141 65H142V64H141ZM144 65H145V64H144ZM158 65H159V64H158ZM168 65H169V64H168ZM172 65H173V63H172ZM179 65H180V64H179ZM199 65H200V64H199ZM214 65H215V64H214ZM249 65H251V64H249ZM255 65L258 66V64H255ZM72 66H73V65H72ZM83 66L85 67V65H83ZM83 66H82V67H83ZM111 66H112V65H111ZM113 66H114V65H113ZM113 66H112V67H113ZM117 66H118V65H117ZM130 66H131V65H130ZM153 66H154V65H153ZM169 66H170V65H169ZM180 66H181V65H180ZM247 66H248V64H247ZM252 66H253V65H252ZM252 66H249L248 68H250V67H252ZM101 67H102V66H101ZM157 67H158V66H157ZM198 67H199V66H197L196 68H198ZM14 68H15V67H14ZM20 68H21V67H20ZM80 68H81V67H80ZM96 68H97V67H96ZM103 68H105V67H103ZM115 68H116V67H115ZM117 68H118V67H117ZM124 68H125V67H124ZM124 68H123V69H124ZM126 68H127V67H126ZM126 68H125V69H126ZM143 68H144V67H143ZM161 68H162V67H161ZM166 68H167V67H166ZM199 68H200V67H199ZM199 68H198V69H199ZM205 68H206V67H205ZM205 68H204V69H205ZM212 68H215V67L213 66ZM212 68H209V69H212ZM216 68H217V66H216ZM222 68H223V66H222ZM263 68H264V67H263ZM263 68H262V69H263ZM23 69H24V68H23ZM30 69H31V68H30ZM77 69H78V68H77ZM92 69H93V68H92ZM99 69H101L100 66H99ZM99 69H98V70H99ZM118 69H119V68H118ZM131 69L134 70V67L131 68ZM137 69H138V68H137ZM145 69H146V68H145ZM153 69H154V68H153ZM162 69H164V68H162ZM169 69H170V67H169ZM177 69H178V68H177ZM192 69H193V68H192ZM200 69H202V68H200ZM220 69H221V67H220ZM220 69H219V70H220ZM223 69H224V68H223ZM223 69H222V70H223ZM250 69H251V68H250ZM254 69H255V68H254ZM254 69H253V70H254ZM3 70H4V69H3ZM6 70H7V69H6ZM9 70H10V69H9ZM72 70H73V69H72ZM88 70H89V69H88ZM109 70H110V69H109ZM109 70H108V71H109ZM111 70H112V69H111ZM119 70H120V69H119ZM133 70H132V71H133ZM148 70H149V68H148ZM180 70H181V69H180ZM184 70H185V69H184ZM207 70H208V68H207ZM219 70H218V71H219ZM225 70H226V69H225ZM257 70H258V69H257ZM29 71H30V70H29ZM74 71H75V70H74ZM74 71H72V74H73ZM104 71H105V70H104ZM125 71H126V70H125ZM137 71H138V70H137ZM139 71H141V70H139ZM154 71H155V70H154ZM156 71L158 72V70H156ZM200 71H201V70H200ZM212 71H213V70H212ZM220 71H221V70H220ZM220 71H219V73H220ZM263 71H264V70H263ZM22 72H23V71H22ZM83 72H84V70H83ZM96 72H97V71H96ZM100 72H101V71H100ZM114 72H115V71H114ZM129 72H131V71L129 70ZM134 72H135V71H134ZM150 72L152 73V71H150ZM163 72H164V71H163ZM163 72H162V73H163ZM171 72H172V71H171ZM174 72H175V71H174ZM206 72H207V71H206ZM209 72H211V71L209 70ZM216 72H217V71H216ZM216 72H215V73H216ZM244 72H245V71H244ZM6 73H7V72H6ZM94 73H95V72H94ZM101 73H102V72H101ZM111 73H113V72H111ZM120 73H121V72H120ZM132 73H133V72H132ZM146 73H147V72H146ZM148 73H149V72H148ZM148 73H147V74H148ZM159 73H160V70H159ZM211 73H212V72H211ZM242 73H243V72H242ZM249 73H250V72H249ZM72 74H71V75H72ZM96 74H98V73H96ZM114 74H116V73H114ZM122 74H123V73H122ZM140 74H141V73H140ZM155 74H156V73H155ZM160 74H161V73H160ZM175 74H176V73H175ZM194 74H195V73H194ZM194 74H193V75H194ZM196 74H197V73H196ZM198 74H199V73H198ZM200 74H201V73H200ZM260 74H261V73H260ZM1 75H2V74H1ZM9 75H10V74H9ZM71 75H70V76H71ZM74 75H75V74H74ZM81 75H82V74H81ZM87 75H88V74H87ZM116 75H117V74H116ZM116 75H115V76H116ZM124 75H125V74H124ZM137 75H138V73H137ZM141 75H142V74H141ZM150 75H151V74H150ZM150 75H148V76H150ZM185 75H186V74H185ZM210 75H211V74H210ZM214 75H216V74H214ZM230 75H231V74H230ZM3 76H4V75H3ZM14 76H15V75H14ZM22 76H23V75H22ZM24 76H25V75H24ZM75 76H76V75H75ZM97 76H99V75H97ZM110 76H112V74H111ZM129 76H130V75H129ZM178 76H179V75H178ZM195 76H196V75H195ZM201 76H202V74H201L199 77H201ZM208 76H209V75H208ZM239 76H240V75H239ZM256 76H257V75H256ZM15 77H18V76H15ZM79 77H80V76H79ZM94 77H95V76H94ZM106 77H107V76H106ZM106 77H105V78H106ZM113 77H114V76H113ZM121 77H122V76H121ZM121 77H120V78H121ZM140 77H142V76H140ZM162 77H163V76H162ZM179 77H180V76H179ZM191 77H192V75H191ZM210 77H212V76H209V78H210ZM227 77H229V76H227ZM253 77H254V75H253ZM262 77H263V74H262ZM262 77H261V78H262ZM70 78H71V77H70ZM74 78H75V77H74ZM74 78H73V79H74ZM95 78H96V77H95ZM98 78H99V77H98ZM118 78H119V77H118ZM126 78H127V77H126ZM129 78H130V77H129ZM194 78H195V77H194ZM197 78H198V77H197ZM203 78H204V77H203ZM205 78H206V77H205ZM209 78H208V80H209ZM255 78H257V77H255ZM259 78H260V77H259ZM75 79H76V78H75ZM91 79H93V78L91 77ZM108 79H110V80L112 81L111 78L108 77ZM116 79H117V78H116ZM174 79H175V78H174ZM177 79H178V78H177ZM188 79H189V78H188ZM192 79H193V78H192ZM199 79H200V78H199ZM211 79H212V78H211ZM215 79H216V78H215ZM239 79H240V78H239ZM243 79H244V78H243ZM246 79H247V78H246ZM248 79H250V78H248ZM15 80H16V79H15ZM18 80H19V78H18ZM18 80H17V81H18ZM86 80H87V79H86ZM89 80H90V79H89ZM94 80H95V79H94ZM119 80H120V79H119ZM119 80H118V81H119ZM121 80L123 81L122 78H121ZM121 80H120V81H121ZM156 80H157V79H156ZM160 80L162 81V79H160ZM172 80H173V79H172ZM181 80L183 81V78H181ZM185 80H186V79H185ZM255 80H256V79H255ZM260 80H261V79H260ZM4 81H5V80H4ZM4 81H3V82H4ZM10 81H11V80H10ZM67 81H68V80H67ZM72 81L74 82V80H72ZM91 81H92V83H93V80H91ZM102 81H103V80H102ZM115 81H116V80H115ZM161 81H160V82H161ZM209 81H210V80H209ZM223 81H224V80H223ZM227 81H228V80H227ZM244 81H245V80H244ZM248 81H249V80H248ZM263 81H264V80L262 79V82H263ZM5 82H6V81H5ZM7 82H8V81H7ZM84 82H85V81H84ZM87 82H88V81H87ZM89 82H90V81H89ZM89 82H88V84H89ZM95 82H96V81H95ZM99 82H100V81H99ZM104 82H105V81H104ZM113 82H114V81H113ZM113 82H111V83H113ZM128 82H129V81H128ZM134 82H135V81H134ZM155 82H156V81H155ZM155 82H154V83H155ZM176 82H177V81H176ZM187 82H189V81H187ZM191 82H192V81H191ZM241 82H242V81H241ZM250 82H251V81H250ZM260 82H261V81H260ZM58 83H59V82H58ZM66 83H67V82H66ZM144 83L147 84V81L144 82ZM158 83H159V82H158ZM167 83H168V82H167ZM174 83H175V82H174ZM181 83H182V82H181ZM189 83H190V82H189ZM229 83H230V81H229ZM76 84H77V83H76ZM102 84H103V83H102ZM102 84H101V85H102ZM104 84H106V83H104ZM118 84H119V83H118ZM122 84H123V83H122ZM128 84H129V83H128ZM134 84H136V83H134ZM201 84H202V83H201ZM223 84H224V83H223ZM58 85H60V84H58ZM72 85H73V84H72ZM79 85H80V84H79ZM86 85H87V84H86ZM91 85H92V84H91ZM93 85H94V84H93ZM93 85H92V86H93ZM109 85H110V84H109ZM129 85H131V84H129ZM139 85H140V83H139ZM159 85H161V84H159ZM168 85H170V84H168ZM168 85H167V86H168ZM179 85H180V84H179ZM192 85H193V84H192ZM221 85H222V84H221ZM231 85H232V84H231ZM235 85H236V83H235ZM259 85H260V84H259ZM66 86H67V85H66ZM77 86H78V85H77ZM77 86H74V87L77 88ZM84 86H85V85H84ZM87 86H88V85H87ZM89 86H90V85H89ZM104 86H105V85H104ZM115 86H117V85H115ZM121 86H122V85H121ZM133 86H134V85H133ZM137 86H138V85H137ZM177 86H178V85H177ZM184 86H185V85H184ZM228 86H229V85H228ZM236 86H239V85H236ZM252 86H253V85H252ZM252 86H251V87H252ZM64 87H65V86H64ZM80 87H81V86H80ZM101 87H102V86H101ZM109 87H110V86H109ZM123 87H124V86H123ZM143 87H144V86H143ZM147 87H149V86H147ZM152 87H153V86H152ZM162 87H163V85H162ZM162 87H161V88H162ZM181 87H182V86H181ZM185 87H186V86H185ZM185 87H184V88H185ZM224 87H226V86H224ZM84 88H85V87H84ZM86 88H87V87H86ZM91 88H93V87H91ZM111 88H112V86H111ZM150 88H151V87H150ZM161 88H160V89H161ZM165 88H166V86H165ZM170 88H171V87H170ZM173 88H174V87H173ZM215 88H216V87H215ZM261 88H264V87H261ZM72 89H74V88H72ZM125 89H126V87H125ZM128 89H129V88H128ZM135 89H137V88H135ZM158 89H159V88H158ZM223 89H224V88H223ZM226 89H227V87H226ZM230 89H231V88H230ZM232 89H233V88H232ZM245 89H246V88H245ZM63 90H64V89H63ZM111 90H112V89H111ZM131 90H132V89H131ZM155 90H156V89H155ZM161 90H163V88H162ZM167 90H168V89H167ZM177 90H178V89H177ZM180 90H181V89H180ZM182 90H183V89H182ZM213 90H214V89H213ZM220 90H221V89H220ZM235 90H236V89H235ZM239 90H240V89H239ZM248 90H249V88H248ZM250 90H251V88H250ZM257 90H258V89H257ZM260 90H262V89H260ZM260 90H259V92H260ZM263 90H264V89H263ZM263 90H262L261 92H263ZM52 91H53V90H52ZM68 91H69V90H68ZM68 91H67V92H68ZM70 91H71V90H70ZM70 91H69V92H70ZM76 91H77V90H75V92H76ZM85 91H86V89H85ZM132 91H133V90H132ZM137 91H138V89H137ZM215 91H216V90H215ZM55 92H56V91H55ZM60 92H61V91H59V95L62 94V93L60 94ZM67 92H66V93H67ZM71 92H72V91H71ZM75 92H74V93H75ZM77 92H78V91H77ZM107 92H108V91H107ZM124 92H125V91H124ZM129 92H130V91H129ZM150 92H151V91H150ZM170 92H171V91H170ZM179 92H181V91H179ZM239 92H241V90H240ZM239 92H238V93H239ZM244 92H245V91H244ZM255 92H256V91H255ZM0 93H1V92H0ZM135 93H136V92H135ZM138 93H139V92H138ZM155 93H156V92H155ZM173 93H174V92H173ZM230 93H231V92H230ZM230 93H229V94H230ZM232 93H234V92L232 91ZM235 93H236V92H235ZM241 93H242V92H241ZM248 93H249V92H248ZM257 93H258V92H257ZM19 94H20V93H19ZM24 94H25V93H24ZM52 94H53V93H52ZM67 94H68V93H67ZM75 94H76V93H75ZM77 94L79 95V93H77ZM77 94H76V95H77ZM96 94H97V93H96ZM115 94H116V93H115ZM118 94H119V93H118ZM162 94H163V93H162ZM170 94H171V93H170ZM175 94H176V93H175ZM229 94H228V95H229ZM244 94H245V93H244ZM254 94H255V93H254ZM56 95H57V94H56ZM64 95H65V93H64ZM80 95H81V94H80ZM97 95H98V94H97ZM116 95H117V94H116ZM125 95H126V94H125ZM127 95H128V94H127ZM171 95H172V94H171ZM183 95H184V94H183ZM226 95H227V94H226ZM239 95H240V94H239ZM251 95H252V94H251ZM258 95L260 96L261 94L259 93ZM258 95H257V96H258ZM53 96H54V95H53ZM62 96H63V95H62ZM65 96H66V95H65ZM65 96H64V97H65ZM118 96H119V95H118ZM158 96H159V93H158ZM165 96H166V95H165ZM180 96H181V95H180ZM209 96H210V95H209ZM229 96H230V95H229ZM233 96H234V95H233ZM233 96H232V97H233ZM237 96H238V95H237ZM252 96H256V95H252ZM252 96H251V99H252ZM257 96H256V97H257ZM259 96H258V97H259ZM262 96H263V95H262ZM23 97H24V96H23ZM67 97H68V96H67ZM81 97H82V96H81ZM88 97H89V96H88ZM170 97H171V96H169V98H170ZM217 97L219 98L220 96H217ZM234 97H235V96H234ZM25 98H26V96H25ZM57 98H58V96H57ZM59 98H60V97H59ZM77 98H79V97L77 96ZM96 98H97V97H96ZM98 98H99V97H98ZM112 98H114V97H112ZM112 98H111V99H112ZM159 98H160V97H159ZM165 98H166V97H165ZM179 98H180V97H179ZM179 98H177V99H179ZM214 98H215V97H214ZM224 98H226V97H224ZM254 98H255V97H254ZM11 99H12V98H11ZM15 99H16V98H15ZM99 99H100V98H99ZM99 99H98V100H99ZM101 99H103V98H101ZM111 99H110V100H111ZM130 99H131V98H130ZM156 99H157V98H156ZM161 99H163V98H161ZM167 99H168V96H167ZM177 99H176V100H177ZM181 99H182V98H181ZM212 99H213V98H212ZM216 99H217V98H216ZM231 99H233V98H231ZM239 99H240V97H239ZM245 99H246V97H245ZM57 100H58V99H57ZM57 100H56V101H57ZM60 100H61V99H60ZM68 100H69V99H68ZM114 100H116V99H114ZM117 100H118V99H117ZM176 100H175V101H176ZM197 100H198V99H197ZM210 100H211V99H210ZM219 100H220V99H219ZM9 101H10V100H9ZM14 101H15V100H14ZM17 101H18V100H17ZM53 101H54V100H53ZM65 101H66V100H65ZM70 101H71V100H70ZM75 101H76V100H75ZM81 101H82V100H81ZM88 101H89V100H88ZM123 101H124V100H123ZM134 101H135V100H134ZM173 101H174V100H173ZM211 101H212V100H211ZM223 101H224L225 104L227 103V102H225V100H223ZM231 101H232V100H231ZM231 101H230V102H231ZM235 101H236V100H235ZM249 101H250V100H249ZM249 101H248V103H249ZM261 101H262V98H261ZM61 102H62V101H61ZM67 102H68V101H67ZM67 102H66V103H67ZM72 102H73V101H72ZM72 102H70V103H72ZM79 102H80V100H79ZM82 102H83V101H82ZM90 102H92V101H90ZM90 102H88V103H90ZM157 102H158V101H157ZM170 102H171V101H170ZM204 102H207V101L204 100ZM204 102H203V103H204ZM208 102H209V100H208ZM213 102H214V101H213ZM11 103H12V102H11ZM11 103H10V104H11ZM70 103H69V104H70ZM96 103H97V102H96ZM101 103H102V102H101ZM105 103H107V102H105ZM121 103H123V102H121ZM136 103H137V102H136ZM220 103H221V102H220ZM243 103H244V102H243ZM255 103H256V102H255ZM260 103H262V102H260ZM19 104H20V103H19ZM51 104H52V103H51ZM58 104H59V103H58ZM64 104H65V103H64ZM78 104H80V103H78ZM81 104H82V103H81ZM165 104H166V103H165ZM235 104H236V103H235ZM244 104H246V103H244ZM54 105H55V104H54ZM65 105H66V104H65ZM90 105H91V103H90ZM133 105H134V103H133ZM154 105H155V103H154ZM208 105H209V104H208ZM229 105L232 106L231 103H229ZM259 105H260V104H259ZM263 105H264V104H263ZM10 106H11V105H10ZM59 106H61V105L59 104ZM80 106H81V105H80ZM95 106H96V105H95ZM172 106H173V105H172ZM188 106H189V105H188ZM196 106H197V105H196ZM200 106H201V105H200ZM202 106H203V105H202ZM202 106H201V107H202ZM219 106H220V105H218V107H219ZM230 106H228V107H230ZM61 107H62V106H61ZM96 107H97V106H96ZM128 107H129V106H128ZM159 107H160V106H159ZM161 107H162V106H161ZM161 107H160V108H161ZM233 107H234V106H233ZM237 107H238V106H237ZM254 107H255V105H254ZM10 108H12V107H10ZM22 108H23V107H22ZM68 108H69V106H68ZM75 108H76V107H75ZM83 108H84V107H83ZM100 108H101V106H100ZM115 108H116V107H115ZM121 108H123V106H122ZM121 108H119V109H121ZM167 108H168V107H167ZM193 108H194V107H193ZM205 108H206V107H205ZM205 108H204V109H205ZM238 108H239V107H238ZM238 108H237V109H238ZM263 108H264V107H263ZM8 109H9V108H8ZM78 109H79V108H78ZM81 109H82V107H81ZM84 109H85V108H84ZM92 109H93V108H92ZM96 109H97V108H96ZM104 109H105V108H104ZM126 109H127V108H126ZM157 109H158V108H157ZM164 109H165V107H164ZM239 109H240V108H239ZM255 109H256V108H255ZM261 109H262V108H261ZM23 110H24V109H23ZM60 110H62V109H60ZM85 110H86V109H85ZM97 110H98V109H97ZM97 110H96V111H97ZM116 110H117V109H116ZM159 110H160V109H159ZM159 110H158V111H159ZM161 110H162V108H161ZM165 110H166V109H165ZM189 110H190V109H189ZM262 110H263V109H262ZM2 111H3V110H2ZM13 111H14V110H13ZM16 111H17V110H15V112H16ZM25 111H26V110H25ZM99 111H100V109H99ZM101 111H102V108H101ZM118 111H119V110H118ZM125 111H126V110H125ZM147 111H148V110H147ZM151 111H152V110H151ZM151 111H150V112H151ZM155 111H156V110H155ZM203 111H204V110H203ZM206 111H208V110H205V112H206ZM223 111H225V110H221L220 112L222 113ZM229 111H230V110H229ZM233 111H234V114H235L236 111H235V110H233ZM15 112H14V113H15ZM19 112H21V111H19ZM58 112H59V111H58ZM69 112H70V111H69ZM86 112H87V111H86ZM93 112H94V111H93ZM114 112H115V111H114ZM159 112H161V111H159ZM164 112H165V111H164ZM164 112H162V113H164ZM193 112H194V110H193ZM198 112H199V111H198ZM214 112H215V111H214ZM217 112H218V111H217ZM217 112H216V113H217ZM241 112H242V110H241ZM250 112H251V111H250ZM254 112H255V111H254ZM257 112H258V111H257ZM0 113H1V112H0ZM52 113L54 114V112H52ZM90 113H91V111H90ZM116 113H117V112H116ZM153 113H154V114H155V113L157 114V112H153ZM191 113H192V110H191ZM207 113H209V112H207ZM232 113H233V112H232ZM237 113H238V112H237ZM239 113H240V112H239ZM246 113H247V112H245V115H246ZM251 113H252V112H251ZM260 113H261V112H260ZM263 113H264V112H263ZM7 114H8V113H7ZM21 114H22V113H21ZM65 114H66V111H65L64 115H65ZM68 114H69V113H68ZM91 114H92V113H91ZM105 114H106V113H105ZM108 114H109V113H108ZM149 114H151V113H149ZM156 114H155V115H156ZM177 114H178V111H177ZM185 114H186V113H185ZM194 114H195V113H194ZM200 114H201V113H200ZM200 114H197V115L201 116L202 114H201V115H200ZM203 114L205 115V113H203ZM214 114H215V113H214ZM214 114H213V115H214ZM226 114H229V113L226 112V113H225V116H227ZM230 114H231V112H230ZM240 114H241V113H240ZM243 114H244V113H243ZM247 114H249V113H247ZM5 115H6V114H5ZM33 115H34V114H33ZM39 115H40V114H39ZM55 115H56V114H55ZM109 115H110V114H109ZM118 115H119V114H118ZM127 115H128V114H127ZM127 115H126V116H127ZM139 115H140V114H139ZM141 115H142V114H141ZM143 115H144V114H143ZM145 115H146V113H145ZM145 115H144V116H145ZM209 115H210V114H209ZM209 115H208V116H209ZM217 115H218V114H217ZM223 115H224V113H223ZM231 115H232V114H231ZM231 115H230V116H231ZM235 115H236V114H235ZM245 115H244V116H245ZM250 115H251V114H250ZM254 115H255V114H254ZM1 116H2V115H1ZM9 116H10V115H9ZM18 116H19V115H18ZM50 116H51V115H50ZM53 116H54V115H53ZM88 116H89V115H87L86 117H88ZM122 116H123V115H122ZM147 116H148V114H147ZM206 116H207V115H206ZM220 116H221V115H220ZM220 116H219V117H220ZM232 116H233V115H232ZM232 116H231V117H232ZM246 116H247V115H246ZM261 116H262V113H261ZM13 117H14V116H13ZM33 117H34V116H33ZM55 117H56V116H55ZM57 117H58V116H57ZM74 117H75V116H74ZM95 117H96V116H95ZM135 117H136V116H135ZM139 117H140V116H139ZM210 117H211V115L209 116V119H210ZM213 117H214V116H213ZM221 117H222V116H221ZM228 117H229V116H228ZM235 117L237 118V120L240 118V117L238 118L237 116H235ZM248 117H249V116H248ZM248 117H246V118H248ZM252 117H253V116H252ZM58 118H59V117H58ZM82 118H83V117H82ZM88 118H89V117H88ZM112 118H113V117H112ZM202 118H203V117H202ZM211 118H212V117H211ZM216 118H217V117H216ZM223 118H224V120H225L226 117H223ZM244 118H245V117H244ZM246 118H245V119H246ZM259 118H260V115H259V116L257 115V118H256V119H259ZM263 118H264V117H263ZM6 119H7V118H6ZM9 119H10V118H9ZM17 119H18V118H17ZM31 119H32V118H31ZM52 119H53V118H52ZM60 119H62V118H60ZM63 119H64V118H63ZM84 119H86V118H84ZM105 119H106V118H105ZM126 119H127V118H126ZM137 119H138V118H137ZM145 119H147V117H146ZM172 119H173V118H172ZM240 119H241V118H240ZM251 119H252V118H251ZM256 119H255V123H256ZM12 120H13V119H12ZM43 120H44V119H43ZM70 120H71V119H70ZM74 120H75V119H74ZM133 120H134V119H133ZM138 120H139V119H138ZM155 120H157V119H155ZM202 120H203V119H202ZM204 120H207V119H204ZM217 120H218V119H217ZM221 120H222V119H221ZM259 120H260V119H259ZM9 121H10V120H9ZM13 121H14V120H13ZM13 121H12V122H13ZM62 121H63V120H62ZM95 121H96V120H95ZM102 121H103V120H102ZM106 121H107V120H106ZM125 121L128 122V120H125ZM143 121H144V120H143ZM152 121H153V120H152ZM168 121H169V120H168ZM175 121H176V120H175ZM218 121H219V120H218ZM248 121H249V120H248ZM1 122H2V120H1ZM4 122H5V121H4ZM63 122H64V121H63ZM68 122H69V121H68ZM68 122H67V123H68ZM70 122H71V121H70ZM135 122H136V121H135ZM141 122H142V119H141L140 123H141ZM228 122H229V120H228ZM234 122H235V121H234ZM7 123H8V122H7ZM18 123H19V122H18ZM20 123H22V122H20ZM26 123H27V122H26ZM28 123H29V122H28ZM31 123H32V122H31ZM94 123H95V122H94ZM100 123H101V122H100ZM103 123H104V122H103ZM123 123H124V122H123ZM129 123H130V122H128L127 124H129ZM138 123H139V122H138ZM144 123H145V122H144ZM164 123H166V122H164ZM175 123H176V122H175ZM175 123L172 122V124H174V125H175ZM177 123H178V122H177ZM177 123H176V124H177ZM204 123H205V122H204ZM207 123H209V122H207ZM239 123H240V122H239ZM258 123H259V121H257V126L259 125ZM9 124H10V123H9ZM9 124H8V125H9ZM16 124H17V123H16ZM45 124H46V123H45ZM68 124H69V123H68ZM115 124H116V123H115ZM119 124H121V123H119ZM124 124H125V123H124ZM130 124H131V123H130ZM149 124H150V123H149ZM149 124H148V125H149ZM153 124H154V123H153ZM216 124H217V123H216ZM224 124H225V123H224ZM230 124H231V125L233 124V123H231V120H230ZM8 125H7V126H8ZM26 125H27V124H26ZM79 125H80V124H79ZM85 125H86V124H85ZM95 125H96V124H95ZM95 125H94V126H95ZM141 125H142V124H141ZM160 125H161V124H160ZM226 125H227V124H226ZM252 125H253V124H252ZM262 125L264 126V124H262ZM13 126H14V125H13ZM15 126H16V125H15ZM23 126H24V125H23ZM74 126H75V124H74ZM92 126H93V125H92ZM94 126H93V127H94ZM99 126H100V125H99ZM108 126H109V125H108ZM113 126H114V125H113ZM135 126H136V125H135ZM137 126H139V125H137ZM143 126H144V124H143ZM151 126H152V125H151ZM162 126H163V125H162ZM194 126H195V125H194ZM206 126H207V125H206ZM227 126H228V125H227ZM257 126H256V128H257ZM20 127H21V126H20ZM24 127H25V126H24ZM50 127H51V126H50ZM100 127H101V126H100ZM129 127H130V126H129ZM165 127L167 128V126H165ZM169 127H171V126H169ZM196 127H197V126H196ZM201 127H202V126H201ZM246 127H247V126H246ZM248 127H249V126H248ZM260 127H261V126H260ZM6 128H7V127H5V129H6ZM14 128H15V127H13V129H14ZM57 128H59V127H57ZM105 128H106V126H105ZM116 128H117V126H116ZM118 128H119V127H118ZM140 128H141V127H140ZM162 128H163V127H162ZM203 128H204V127H203ZM209 128H210V127H209ZM258 128H259V127H258ZM262 128H264V127H262ZM262 128H260V129H262ZM7 129H8V128H7ZM15 129H16V128H15ZM19 129H21V128H19ZM80 129H81V128H80ZM133 129H134V128H133ZM141 129H142V128H141ZM147 129H148V128H147ZM153 129H154V128H153ZM159 129H160V128H159ZM164 129H165V128H164ZM164 129H163V130H164ZM169 129H171V128H169ZM169 129H168V130H169ZM195 129H196V128H195ZM198 129H199V128H198ZM201 129H202V128H201ZM232 129H233V128H232ZM260 129H259V130H260ZM61 130H62V129H61ZM112 130H113V129H112ZM155 130H156V129H155ZM205 130H206V129H205ZM207 130H208V129H207ZM209 130H210V129H209ZM228 130H229V129H228ZM245 130H247V131H246L247 133H248V132H249V133H250V132L252 133V131H253V129H251L252 131H249L250 129L248 130L247 128H246ZM254 130H255V129H254ZM259 130H258V131H259ZM13 131H14V130H13ZM16 131H17V130H16ZM51 131H52V130H51ZM63 131H64V130H63ZM66 131H67V130H66ZM93 131H94V130H93ZM115 131H116V130H115ZM118 131H119V130H118ZM123 131H124V130H123ZM126 131H127V129H126ZM140 131H141V130H140ZM164 131H165V130H164ZM192 131H193V130H192ZM224 131H225V130H224ZM68 132H69V131H68ZM94 132H95V131H94ZM150 132H152V131H150ZM153 132H154V131H153ZM155 132H156V131H155ZM209 132H210V131H209ZM230 132L233 134L234 130H233V132H232V131H230ZM230 132L228 131L229 134H230ZM254 132H256V130H255ZM84 133H86V132H84ZM90 133H91V132H90ZM99 133H100V132H99ZM106 133H107V132H106ZM108 133H109V132H108ZM115 133H116V132H115ZM148 133H149V131H148ZM165 133H166V131H165ZM168 133H169V132H168ZM205 133H206V132H205ZM228 133H227V134H228ZM249 133H248V134H249ZM262 133H263V132H262ZM53 134H54V133H53ZM78 134H79V133H78ZM81 134H82V133H81ZM109 134H110V133H109ZM112 134H113V133H112ZM116 134H119V133H116ZM124 134H125V132H124ZM130 134H131V133H130ZM151 134H152V133H151ZM160 134H161V133H160ZM160 134L158 133L159 136H160ZM202 134H203V131H202ZM207 134H208V133H207ZM244 134H245V132H244ZM9 135H10V134H9ZM11 135H12V134H11ZM37 135H38V134H37ZM73 135H74V134H73ZM84 135H86V134H84ZM90 135H91V134H90ZM126 135H127V133H126ZM132 135H133V134H132ZM141 135H144V134L141 133ZM165 135H167V133H166ZM204 135L206 136V134H204ZM204 135H203L202 137H204ZM221 135H222V134H221ZM239 135H240V134H239ZM1 136H2V135H1ZM42 136H44V135H42ZM52 136H53V135H52ZM54 136H55V135H54ZM58 136H59V135H58ZM74 136H75V135H74ZM76 136H79V135L76 134ZM93 136H94V135H93ZM99 136H100V135H99ZM116 136H117V135H116ZM116 136H114V137H116ZM144 136H146V135H144ZM144 136H143V137H144ZM147 136H148V135H147ZM149 136H151V135H149ZM149 136H148V137H149ZM152 136H153V134H152ZM156 136H157V135H154V137H156ZM185 136H186V135H185ZM192 136H193V135H192ZM197 136H198V135H197ZM208 136H209V135H208ZM222 136H223V135H222ZM225 136H226V134H225ZM232 136H233V135H232ZM240 136H242V135H240ZM240 136H237V137H240ZM14 137H15V136H14ZM39 137H41V136H39ZM47 137H48V136H47ZM50 137H51V136H50ZM59 137H60V136H59ZM85 137H86V136H85ZM89 137H90V136H89ZM110 137H112V135H111ZM129 137H130V136H129ZM136 137H137V136H136ZM190 137H191V136H190ZM190 137H189V140L191 139ZM209 137H210V136H209ZM213 137H214V136H213ZM246 137H247V136H246ZM6 138H7V137H6ZM16 138H17V136H16ZM45 138H46V136H45ZM60 138H61V137H60ZM69 138H70V137H69ZM112 138H113V137H112ZM116 138H117V137H116ZM120 138H121V137H120ZM120 138H118V139L120 140ZM141 138H142V137H141ZM163 138H164V137H163ZM184 138H185V137H184ZM219 138H220V137H219ZM232 138H233V137H232ZM232 138H231V139H232ZM241 138H242V137H241ZM256 138H257V137H256ZM18 139H19V136H18ZM106 139H107V138H106ZM138 139H139V138H138ZM142 139H143V138H142ZM142 139H141V140H142ZM154 139H155V138H154ZM156 139H157V137H156ZM215 139H216V138H215ZM228 139H229L228 136L224 137L223 140L221 139V140H222L221 143L226 144V143L228 142V141H227ZM239 139H240V138H239ZM258 139H259V138H258ZM263 139H264V137H263V138H260L259 140H260V141H264ZM3 140H4V139H3ZM5 140H6V139H5ZM71 140H73V139H71ZM71 140H70V141H71ZM97 140H98V139H97ZM114 140H116V139H114ZM133 140H134V139H133ZM148 140H149V139H148ZM183 140H184V139H183ZM210 140H211V139H210ZM232 140H233V139H232ZM11 141H12V140H11ZM35 141H37V140H35ZM38 141H39V140H38ZM68 141H69V140H68ZM68 141H67V142H68ZM76 141H77V140H76ZM101 141H102V140H101ZM105 141H106V140H105ZM111 141H112V140H111ZM111 141H110V142H111ZM120 141H121V140H120ZM131 141H132V140H131ZM131 141H129V142H131ZM139 141H140V140H139ZM143 141H145V140H143ZM143 141H142V142H143ZM152 141H153V139H152ZM152 141H151V142H152ZM187 141H188V138H187ZM191 141H192V140H191ZM196 141H197V140H195V143H196ZM202 141H203V140H202ZM212 141H213V140H212ZM216 141H217V140H216ZM216 141H215V142H216ZM233 141H234V140H233ZM6 142H7V141H6ZM17 142H18V141H17ZM17 142H16V143H17ZM53 142H54V141H53ZM90 142H91V141H90ZM97 142H98V141H97ZM116 142H117V141H116ZM121 142H123V141H121ZM132 142H133V141H132ZM137 142H138V141H137ZM137 142H136V143H137ZM207 142H208V141H207ZM219 142H220V141H219ZM219 142H218V143H219ZM30 143H32V142H30ZM43 143H44V142H43ZM57 143H58V142H57ZM85 143H86V142H85ZM105 143H106V142H105ZM140 143H141V142H140ZM140 143H139V144H140ZM152 143H153V142H152ZM154 143H155V142H154ZM154 143H153V144H154ZM177 143H178V142H177ZM180 143H181V142H180ZM183 143H184V142H183ZM198 143H199V141H198ZM254 143H255V141L250 137L249 140H248V142H247V144H249L248 146H251V151H252V144H254ZM259 143H261V142H259ZM18 144H19V143H18ZM44 144H45V143H44ZM61 144H63V143H61ZM64 144H65V143H64ZM64 144H63V145H64ZM83 144H84V142H83ZM100 144H101V142H100ZM106 144H107V143H106ZM108 144H109V143H108ZM126 144H128V143L126 142ZM126 144H125V145H126ZM143 144H144V143H143ZM191 144H192V143H191ZM223 144H222V145H223ZM227 144H228V143H227ZM230 144H231V143H230ZM261 144H262V143H261ZM261 144H260V145H261ZM10 145H11V143H10ZM39 145H40V144H39ZM42 145H43V144H42ZM54 145H55V144H54ZM67 145H68V143H67ZM81 145H82V144H81ZM136 145H137V144H136ZM187 145H188V144H187ZM193 145H194V144H193ZM232 145H233V144H232ZM236 145H237V143H236ZM256 145H257V144H255V146H256ZM2 146H4V145H2ZM7 146H8V145H7ZM24 146H25V145H24ZM65 146H66V145H65ZM82 146H83V145H82ZM87 146H88V145H87ZM87 146H85V147H87ZM97 146H98V145H97ZM121 146H122V145H121ZM128 146H129V145H128ZM133 146H135V145H133ZM148 146H149V145H148ZM150 146H151V144H150ZM155 146H156V145H155ZM180 146H181V145H180ZM194 146H195V145H194ZM214 146H215V145H214ZM214 146H213V149H214ZM228 146H229V144L226 146V148H227ZM230 146H231V145H230ZM244 146H245V145H244ZM261 146H262V145H261ZM68 147H69V146H68ZM108 147H110V145H109ZM117 147H119V146H117ZM126 147H127V145H126ZM153 147H154V146H152V148H153ZM174 147H175V146H174ZM188 147H189V146H188ZM191 147H193V146H191ZM210 147H211V146H210ZM219 147H220V146H219ZM234 147H235V146H234ZM253 147H254V146H253ZM257 147H259V144L257 145ZM4 148H5V147H4ZM7 148H8V147H7ZM16 148H17V147H16ZM20 148H21V147H20ZM37 148H38V147H37ZM44 148H45V147H44ZM58 148H59V147H58ZM102 148H103V145H102ZM122 148H123V147H122ZM122 148H120V149H122ZM142 148H143V147H142ZM189 148H190V147H189ZM189 148H188V149H189ZM197 148H198V147H197ZM200 148L202 149V147H200ZM203 148H205V147H203ZM211 148H212V147H211ZM211 148H210V149H211ZM224 148H225V147H224ZM224 148H223V149H224ZM229 148H230V147H229ZM231 148H232V147H231ZM240 148H241V147H240ZM249 148H250V147H245V151H248ZM261 148H262V147H261ZM30 149H31V148H30ZM79 149L81 150V148H79ZM99 149H100V148H99ZM107 149H108V148H107ZM110 149H111V148H110ZM123 149H124V148H123ZM123 149H122V150H123ZM125 149H126V148H125ZM129 149H130V148H129ZM156 149H157V148H156ZM173 149H174V148H173ZM182 149H183V148H182ZM201 149H200V151H201ZM216 149H217V148H216ZM216 149H215V150H216ZM234 149H235V148H234ZM234 149H232V150H234ZM254 149H255V148H254ZM254 149H253V151H254ZM256 149H257V148H256ZM263 149H264V148H263ZM3 150H5V149H3ZM13 150H14V149H13ZM13 150H12V151H13ZM16 150H17V149H16ZM20 150H21V149H20ZM27 150H28V149H27ZM31 150H32V149H31ZM39 150H40V149H39ZM54 150H55V149H54ZM71 150H72V149H71ZM83 150H84V149H83ZM127 150H128V149H127ZM130 150H131V149H130ZM130 150H129V151H130ZM136 150H137V149H136ZM144 150H145V149H144ZM147 150H148V149H147ZM153 150H154V148H153ZM166 150H167V149H166ZM171 150H172V149H171ZM171 150H170V151H171ZM175 150H177V149H175ZM189 150H190V149H189ZM205 150H207V149H205ZM205 150H204V151H205ZM236 150H237V149H236ZM236 150H234V151H236ZM9 151H10V150H9ZM12 151H10V152H12ZM33 151H34V149H33ZM33 151H32V152H33ZM62 151H63V150H62ZM62 151H61V153H62ZM75 151H76V150H75ZM95 151H97V150H95ZM99 151H100V150H99ZM99 151H98V152H99ZM102 151H104V150H102ZM102 151H101V152H102ZM108 151H109V149H108ZM118 151H119V150H118ZM123 151H124V150H123ZM137 151H138V150H137ZM155 151H156V150H155ZM172 151H174V150H172ZM179 151H180V150H178V153H179ZM198 151H199V150H198ZM212 151H213V150H212ZM222 151H223V150H222ZM238 151H239V150H238ZM251 151H249V152H251ZM256 151H257V150H256ZM256 151H254V152L256 153ZM258 151H259V150H258ZM32 152H31V153H32ZM40 152H41V150L39 151V153H40ZM63 152H64V151H63ZM82 152H83V151H82ZM85 152H86V151H85ZM89 152H90V151H89ZM89 152H88V153H89ZM104 152H105V151H104ZM106 152H107V151H106ZM121 152H122V151H121ZM124 152H125V151H124ZM132 152H133V151H132ZM144 152H145V151H144ZM147 152H148V151H147ZM150 152H151V151H150ZM159 152H160V150H159ZM161 152H162V151H161ZM185 152H186V151H185ZM229 152H230V151H229ZM242 152H243V151H242ZM242 152H240V153H242ZM2 153H3V151H2ZM2 153H0V154H2ZM15 153H16V152H15ZM56 153H58V152L56 151ZM92 153H93V152H92ZM126 153H128V152H126ZM141 153H143V152H142V149H141ZM190 153H191V152H190ZM193 153H194V152H193ZM199 153H200V152H199ZM208 153H209V152H208ZM235 153H236V152H235ZM237 153H238V152H237ZM5 154H6V153H5ZM5 154H3V155H5ZM28 154H29V153H28ZM34 154H35V153H34ZM34 154H33V155H34ZM73 154H74V153H73ZM79 154H80V153H79ZM81 154H82V153H81ZM83 154H84V153H83ZM96 154H97V153H96ZM128 154H131V152L128 153ZM128 154H127V155H128ZM157 154H158V153H157ZM160 154H161V153H160ZM162 154H163V153H162ZM170 154H171V153H170ZM180 154H181V153H180ZM183 154H184V153H183ZM191 154H192V153H191ZM197 154H198V152H197ZM211 154H212V153H211ZM211 154H210V155H211ZM228 154H229V153H228ZM238 154H239V153H238ZM252 154H253V153H252ZM16 155H17V154H16ZM16 155H15V157H16ZM25 155H26V154H25ZM30 155H31V154H30ZM38 155H39V154H38ZM60 155H61V154H60ZM65 155H66V154H65ZM87 155H88V154H87ZM87 155H86V156H87ZM94 155H95V154H94ZM112 155H113V154H112ZM135 155H136V154H135ZM145 155H146V154H145ZM148 155H149V153H148ZM178 155H179V154H178ZM204 155H205V154H204ZM214 155H215V154H214ZM216 155H217V154H216ZM223 155H224V153H223ZM233 155H234V154H233ZM236 155H237V154H236ZM240 155H241V154H240ZM256 155H259V154L257 153ZM0 156H2V155H0ZM97 156H98V155H97ZM100 156H101V155H100ZM102 156H103V155H102ZM104 156H105V155H104ZM106 156H108V155H106ZM138 156H139V155H138V153H137V157H138ZM141 156L143 157L142 154H141ZM160 156H161V155H160ZM167 156H168V158H170L169 155H167ZM167 156H166V158H167ZM171 156H172V155H171ZM179 156H180V155H179ZM189 156H190V155H188V158H189ZM192 156H193V155H192ZM199 156H200V155H199ZM199 156H198V157H199ZM201 156H202V155H201ZM201 156H200V157H201ZM253 156H254V155H253ZM26 157H27V156H26ZM32 157H33V156H32ZM64 157H65V156H64ZM70 157H71V156H70ZM70 157H69V158H70ZM72 157H73V156H72ZM76 157H77V156H76ZM80 157H82V156H80ZM80 157H79V158H80ZM83 157H84V156H83ZM91 157H92V156H91ZM111 157H112V156H111ZM127 157H128V156H127ZM127 157H126V158H127ZM130 157H131V156H130ZM132 157H133V156H132ZM144 157H145V156H144ZM146 157H147V156H146ZM149 157H150V156H149ZM156 157H157V156H156ZM181 157H182V156H181ZM195 157H196V156H195ZM205 157H206V156H205ZM207 157H208V156H207ZM207 157H206V158H207ZM209 157L211 158L212 156H209ZM227 157H228V156H227ZM237 157H238V156H237ZM255 157H256V156H255ZM255 157H254V158H255ZM0 158H1V157H0ZM11 158H12V157H11ZM16 158H17V157H16ZM43 158L45 159V157H43ZM46 158H47V157H46ZM56 158H57V157H56ZM102 158H103V157H102ZM109 158H110V155H109ZM109 158H107V159H109ZM171 158H173V157H171ZM188 158H187V159H188ZM196 158H197V157H196ZM203 158H204V157H203ZM210 158H209V159H210ZM218 158H219V159H222V160L225 159V157H224V159H223V157H222V158L218 157ZM228 158H229V157H228ZM230 158H236V156H233V157H230ZM254 158H252V160H253ZM256 158H258V157H256ZM4 159H5V158H4ZM6 159H7V158H6ZM9 159H10V157H9ZM13 159H14V158H13ZM21 159H22V157H21ZM25 159H27V158H25ZM28 159H29V158H28ZM38 159H39V157H38ZM44 159H43V160H44ZM67 159H68V158H67ZM82 159H83V158H82ZM107 159H106V160H107ZM111 159H112V158H111ZM139 159H140V158H139ZM154 159H155V158H154ZM154 159H152V160H154ZM156 159H157V158H156ZM212 159H213V161L215 160V158H213V157H212ZM241 159H243V158H241ZM241 159H240V160H241ZM1 160H2V159H1ZM19 160H20V159H19ZM19 160H18V161H19ZM22 160H23V159H22ZM31 160H32V159H31ZM34 160H35V158H34ZM34 160H33V161H34ZM36 160H37V159H36ZM36 160H35V161H36ZM60 160H61V159H60ZM72 160H73V159H72ZM79 160H80V159H79ZM79 160H78V161H79ZM91 160H93V159H91ZM102 160H103V159H102ZM115 160H116V159H115ZM115 160H114V161H115ZM132 160H133V159H132ZM136 160H138V159L136 158ZM146 160H147V159H145V161H146ZM158 160H159V159H158ZM158 160H157V163H158ZM175 160H176V159H175ZM193 160H194V159H193ZM216 160H217V158H216ZM225 160H227V158H226ZM230 160H231V159H230ZM252 160H250V161H252ZM5 161H7V160H5ZM26 161H27V160H26ZM28 161H29V160H28ZM41 161H42V160H41ZM41 161H40V162H41ZM44 161H45V160H44ZM50 161H51V160H50ZM50 161H49V162H50ZM65 161H66V160H65ZM65 161H64V162H65ZM68 161H69V159H68ZM93 161H94V160H93ZM96 161H97V160H96ZM108 161H110V159H109ZM116 161H117V160H116ZM133 161H134V160H133ZM139 161H140V160H139ZM149 161H150V160H149ZM154 161H155V160H154ZM159 161H160V160H159ZM209 161H210V160H209ZM227 161H228V160H227ZM232 161H233V160H232ZM235 161H236V160H235ZM241 161H242V160H241ZM245 161H246V160H245ZM9 162H10V161H9ZM38 162H39V161H38ZM42 162H43V161H42ZM45 162H46V161H45ZM53 162H54V161H53ZM53 162H52V163H53ZM69 162H70V161H69ZM76 162H77V161L75 160V163H76ZM80 162H81V160H80ZM89 162H91V161H89ZM119 162H121V161H119ZM150 162H151V161H150ZM155 162H156V161H155ZM195 162H196V161H195ZM200 162H201V161H200ZM215 162H216V161H215ZM220 162H222V161H220ZM223 162H224V161H223ZM233 162H234V161H233ZM246 162H247V161H246ZM248 162H249V161H248ZM18 163H19V162H18ZM21 163H22V162H21ZM56 163H57V162H56ZM58 163H59V162H58ZM96 163H97V162H96ZM106 163H107V162H106ZM109 163H110V162H109ZM109 163H107V164L109 165ZM126 163H127V162H126ZM126 163H125L124 165H126ZM135 163H136V162H135ZM141 163H142V161H141ZM141 163H140V164H141ZM160 163H161V162H160ZM162 163H163V162H162ZM166 163H167V162H166ZM183 163H184V162H183ZM197 163H198V162H197ZM210 163H211V161H210ZM230 163H232V162H230ZM254 163H255V162H254ZM257 163H258V162H257ZM1 164H2V163H1ZM15 164H17V163H15ZM24 164H25V162H24ZM47 164H48V163H47ZM50 164H51V163H50ZM50 164H48V165H50ZM53 164H55V163H53ZM69 164H70V163H69ZM87 164H88V163H87ZM102 164H103V163H102ZM104 164H105V163H104ZM112 164H113V163H112ZM121 164H122V163H121ZM128 164H130V158H129V163H128ZM128 164H127V165H128ZM145 164H146V163H145ZM148 164H149V163H148ZM173 164H174V162H173ZM178 164H180V163H178ZM212 164H213V163H211V165H212ZM232 164H233V163H232ZM240 164H241V163H240ZM259 164H260V163H259ZM28 165H29V164H28ZM44 165H45V164H44ZM72 165H73V164H72ZM97 165H98V164H97ZM114 165H115V164H114ZM133 165H134V162H133V164H132V169H133ZM135 165H136V164H135ZM149 165H150V164H149ZM154 165H155V164H154ZM163 165H164V164H163ZM181 165H183V164H181ZM185 165H186V164H185ZM196 165H197V164H196ZM211 165H210V166H211ZM216 165H217V164H216ZM226 165H227V164H226ZM242 165H243V164H242ZM244 165H245V164H244ZM249 165H251V164H249ZM26 166H27V164H26ZM29 166H30V165H29ZM31 166H32V165H31ZM41 166H42V165H41ZM51 166H52V165H51ZM58 166H59V164H58ZM64 166H65V165H64ZM70 166H71V165H70ZM74 166H75V165H74ZM136 166H138V165H136ZM136 166H134V167L136 168ZM150 166H151V165H150ZM159 166H160V165H159ZM159 166H158V167H159ZM164 166H165V165H164ZM167 166H168V165H167ZM170 166H171V165H170ZM175 166H176V165H175ZM178 166H179V165H178ZM194 166H195V164H194ZM223 166H224V165H223ZM236 166H237V165H236ZM258 166H259V165H258ZM18 167H19V166H18ZM32 167H33V166H32ZM35 167H36V166H35ZM43 167H44V166H43ZM53 167H54V166H53ZM56 167H57V165H56ZM56 167H55V168H56ZM67 167H68V166H67ZM82 167H83V166H82ZM89 167H90V166H89ZM118 167H119V166H118ZM121 167H122V166H121ZM130 167H131V166H129V168H130ZM155 167H156V166H155ZM158 167H157V170L159 169ZM192 167H193V166H192ZM218 167H219V166H218ZM218 167H217V168H218ZM221 167H222V166H221ZM224 167H225V166H224ZM224 167H223V168H224ZM231 167H232V166H231ZM237 167H239V165H238ZM240 167H241V166H240ZM243 167H244V166H242V169H243ZM261 167H262V165H261ZM92 168H93V167H92ZM137 168H138V167H137ZM140 168H143V167H140ZM149 168H150V167H149ZM153 168H154V167H153ZM169 168H170V167H168V169H169ZM172 168L174 169V167H172ZM197 168H198V167H197ZM206 168H207V167H206ZM215 168H216V167H215ZM217 168H216V169H217ZM219 168H220V167H219ZM248 168H249V167H248ZM250 168H251V167H250ZM254 168H256V167H254ZM254 168H253V169H254ZM257 168H258V167H257ZM11 169H12V168H11ZM21 169H22V168H21ZM30 169H33V168H30ZM46 169H47V168H46ZM46 169H45V173H46ZM48 169H49V168H48ZM50 169L52 170V169H54V168H50ZM64 169H65V167H64ZM69 169H70V168H69ZM82 169H84V168H82ZM95 169H96V168H95ZM114 169H115V168H114ZM118 169H119V168H118ZM122 169H123V168H122ZM138 169H139V168H138ZM164 169H165V168H164ZM170 169H171V168H170ZM178 169H179V168H178ZM209 169H210V168H209ZM242 169H240V170L242 171ZM34 170H36V168H34ZM39 170H40V168H39ZM59 170H60V169H59ZM75 170H76V169H75ZM78 170H79V169H78ZM106 170H108V169H106ZM112 170H113V169H112ZM134 170H135V169H134ZM136 170H137V169H136ZM139 170H140V169H139ZM146 170H147V169H146ZM154 170H155V169H154ZM179 170H180V169H179ZM205 170H206V169H205ZM205 170H202V169L200 168V170H198L197 172H194L193 170H191V171L194 172V173H192L193 176H194V175H198V173H200V172H202V171L204 172ZM224 170H225V169H224ZM228 170H229V169H228ZM232 170H233V169H232ZM240 170H239V171H240ZM11 171H12V170H11ZM11 171H10V173H11ZM14 171H15V170H14ZM24 171H25V170H24ZM36 171H37V170H36ZM52 171H53V170H52ZM65 171H66V170H65ZM72 171H74L73 168H72ZM92 171H93V170H92ZM96 171H97V170H96ZM102 171H103V170H102ZM109 171H110V170H109ZM131 171H132V170H131ZM158 171H159V170H158ZM164 171H165V170H164ZM164 171H162V172H164ZM175 171L178 173L177 170H175ZM212 171H213V170H212ZM217 171H218V169L216 170V172H217ZM220 171H221V170H220ZM220 171H219V172H220ZM234 171H235V170H234ZM239 171H238V172H239ZM243 171H244V170H243ZM19 172H20V171H19ZM43 172H44V171H43ZM55 172H57V171H55ZM66 172H67V171H66ZM78 172H80V171H78ZM81 172H82V171H81ZM104 172H105V171H104ZM104 172H103V173H104ZM121 172H122V171H121ZM126 172H127V171H126ZM129 172H130V171H129ZM146 172H147V171H146ZM146 172H145V173H146ZM148 172H149V171H148ZM162 172H161V173H162ZM183 172H184V171H183ZM183 172H182V173H183ZM214 172H215V171H214ZM219 172H218V173H219ZM221 172H222V171H221ZM221 172H220V173H221ZM232 172H233V171H232ZM16 173H17V172H16ZM23 173H24V172H23ZM40 173H41V172H40ZM51 173H52V172H51ZM93 173H94V172H93ZM99 173H101L100 170H99ZM115 173H116V172H115ZM127 173H128V172H127ZM127 173H126V174H127ZM137 173H139V172H137ZM140 173H141V172H140ZM140 173H139V174H140ZM142 173H143V172H142ZM164 173H165V172H164ZM167 173H168V172H167ZM208 173H209V170H208ZM240 173H241V172H240ZM246 173H247V170H246ZM248 173H249V171H248ZM257 173H258V172H257ZM24 174H25V173H24ZM31 174H33L32 171H31ZM38 174H39V172H38ZM71 174H73V172H72ZM71 174H70V175H71ZM74 174H75V173H74ZM104 174H105V173H104ZM108 174H109V172H108ZM119 174H120V173H119ZM126 174H125V175H126ZM134 174H135V171H134ZM148 174H149V173H148ZM158 174H160V173L158 172ZM171 174H172V173H171ZM201 174H203V173H201ZM206 174H207V172H206ZM212 174H213V172H212ZM230 174H231V173H230ZM254 174H255V173H254ZM254 174H253V175H254ZM262 174H263V173H262ZM1 175H2V174H1ZM9 175H10V174H9ZM27 175H29V173H28ZM44 175L46 176V174H44ZM48 175H50V174H48ZM70 175H69V176H70ZM75 175H77V174H75ZM93 175H94V174H93ZM114 175H116V174H114ZM114 175H113V176H114ZM132 175H133V174H132ZM136 175H137V174H136ZM161 175H162V174H161ZM174 175H175V174H174ZM179 175H180V174H178V176H179ZM215 175H216V174H215ZM219 175H220V174H219ZM226 175H227V174H226ZM245 175H246V174H245ZM255 175H256V174H255ZM6 176H7V175H6ZM15 176H16V175H15ZM29 176L31 177V175H29ZM40 176H41V175H40ZM45 176H43V177H45ZM86 176H87V175H86ZM97 176H98V175H97ZM99 176H100V175H99ZM103 176H104V175H103ZM106 176H108V175H106ZM128 176H129V175H128ZM137 176H138V175H137ZM144 176H145V175H144ZM158 176H159V175H158ZM164 176H165V175H164ZM168 176H169V175H168ZM182 176H186V177L189 178L190 174H186V172H185V174L183 173ZM198 176H200V174H199ZM243 176H244V175H243ZM16 177H17V176H16ZM25 177H26V176H25ZM35 177H36V176H35ZM57 177H58V175H57ZM60 177H61V176H60ZM65 177H66V176H65ZM67 177H68V176H67ZM92 177H94V176H92ZM104 177H105V176H104ZM116 177H117V176H116ZM119 177H120V176H119ZM135 177H136V176H135ZM140 177H141V176H140ZM160 177H162V176H160ZM170 177H172V178H173V177H177V175H176V176L171 175ZM194 177H195V176H194ZM206 177H207V176H206ZM209 177H210V176H209ZM229 177H230V176H229ZM229 177L227 176V178H229ZM233 177H234V175H233ZM237 177H238V176H236V179H237ZM8 178H9V177H8ZM45 178H46V177H45ZM95 178H96V177H95ZM97 178H98V177H97ZM99 178H100V177H99ZM109 178H110V177H109ZM120 178H121V177H120ZM130 178H131V176H130ZM138 178H139V177H138ZM157 178H158V177H157ZM177 178H179V177H177ZM190 178H192V177H190ZM204 178H205V177H204ZM234 178H235V177H234ZM2 179H3V178H2ZM2 179H1V180H2ZM20 179H21V177H20ZM29 179H30V178H29ZM42 179H43V178H42ZM55 179H56V177H55ZM60 179H61V178H60ZM68 179H69V178H68ZM78 179H79V178H78ZM105 179H106V177H105ZM105 179H104V180H105ZM110 179H111V178H110ZM122 179H125V178H122ZM127 179H128V178H127ZM139 179H140V178H139ZM159 179H160V178H159ZM167 179H168V178H167ZM174 179H175V178H174ZM195 179H196V177L194 178V180H195ZM208 179H209V178H208ZM224 179H225V178H224ZM230 179H231V178H230ZM243 179H244V178H243ZM252 179H253V178H252ZM256 179H257V178H256ZM36 180H37V178H36ZM40 180H41V179H40ZM69 180H70V179H69ZM81 180H82V179H81ZM85 180H87V179L85 178ZM100 180H101V178H100ZM102 180H103V179H102ZM115 180H116V179H115ZM120 180H121V179H120ZM147 180H148V179H147ZM150 180H151V179H150ZM160 180H161V179H160ZM169 180H170V179H169ZM178 180H179V179H178ZM213 180H214V179H213ZM221 180H222V179H221ZM238 180H239V179H238ZM238 180H237V181H238ZM248 180H249V179H248ZM21 181H22V180H21ZM83 181H84V180H83ZM90 181H91V180H90ZM92 181H93V180H92ZM92 181H91V182H92ZM94 181H95V180H94ZM96 181H97V180H96ZM107 181H108V179H107ZM110 181H111V180H110ZM121 181H122V180H121ZM124 181H125V180H124ZM124 181H123V182H124ZM131 181H132V178H131ZM133 181H134V179H133ZM138 181H139V180H138ZM157 181H158V179H157ZM166 181H167V180H166ZM198 181H199V180H198ZM202 181H203V180H202ZM208 181H210V180H208ZM211 181H212V180H211ZM214 181H215V180H214ZM245 181H246V180H245ZM255 181H256V180H255ZM260 181H263V180H260ZM1 182H2V181H1ZM6 182H8V181H6ZM35 182H36V181H35ZM39 182H40V181H39ZM44 182H45V181H44ZM49 182H50V181H49ZM53 182H54V181H53ZM63 182H64V181H63ZM65 182H66V181H65ZM68 182H69V181H68ZM104 182H105V181H104ZM114 182H115V181H114ZM123 182H122V183H123ZM134 182H135V181H134ZM134 182H132V183H134ZM155 182H156V180H155ZM159 182H160V181H159ZM161 182L163 183V180H161ZM167 182H168V181H167ZM171 182H172V179H171ZM178 182H179V181H178ZM216 182H217V179H216ZM235 182H236V181H235ZM238 182H239V181H238ZM243 182H244V181H243ZM249 182H250V181H249ZM15 183H16V182H15ZM18 183H20V182H18ZM22 183H23V182H22ZM24 183L26 184V181H25ZM111 183H112V181H111ZM111 183H110V184H111ZM120 183H121V182H120ZM129 183H130V182H129ZM135 183H136V182H135ZM138 183H139V182H138ZM144 183H145V181H144ZM149 183H150V182H149ZM156 183H157V182H156ZM169 183H170V182H168V183H166V184H168V186H169ZM172 183H173V182H172ZM205 183H206V182H205ZM220 183H221V182H220ZM220 183H219V184H220ZM241 183H242V182H241ZM246 183L249 184L248 182H246ZM28 184H29V183H28ZM42 184H43V183H42ZM53 184H54V183H53ZM55 184H56V183H55ZM55 184H54V185H55ZM118 184H119V183H118ZM123 184H124V183H123ZM139 184H140V183H139ZM141 184H142V182H141ZM146 184H147V183H146ZM175 184H176V183H175ZM175 184H174V185H175ZM183 184H184V182H183ZM186 184H187V183H186ZM200 184H201V183H200ZM200 184H199V186L196 185V186H197L196 188H195V186H194L193 189H192L193 191H192V190L189 191V192H191V194H192L191 197H194V196H195V197H194V200H193V198H192V200H193V205H195V204L200 205V204L204 201V200L201 199V198H196V196L202 195V189H200V188H202V187L200 186ZM202 184H203V182H202ZM206 184H207V183H206ZM221 184H222V183H221ZM247 184H246V186L248 187ZM254 184H255V183H254ZM258 184H259V186H260L259 188H261V185H260V184H262V182H260V183H258ZM258 184L256 185L257 187H258ZM8 185H9V184H8ZM18 185H19V184H18ZM40 185H41V184H40ZM75 185H76V184H75ZM93 185H94V184H93ZM103 185H104V184H103ZM113 185H114V184H113ZM133 185H135V184H133ZM149 185H151V183H150ZM156 185H157V184H156ZM181 185H182V182H181ZM204 185H205V184H204ZM204 185H202V186H204ZM227 185H228V184H227ZM232 185H233V184H232ZM232 185H231V186H232ZM14 186H15V184H14ZM20 186H21V185H20ZM22 186H23V185H22ZM41 186H42V185H41ZM55 186H57V185H55ZM61 186H62V185H61ZM79 186H80V185H79ZM104 186H105V185H104ZM115 186H116V185H115ZM125 186H126V185H125ZM138 186H139V185H138ZM138 186H136V187L138 188ZM178 186H179V185H178ZM192 186H193V185H192ZM208 186H210V185H208ZM228 186H229V185H228ZM244 186H245V185H244ZM244 186H243V187H244ZM246 186H245V187H246ZM249 186H250V185H249ZM12 187H13V186H12ZM36 187H38V185H37ZM39 187H40V186H39ZM42 187H43V186H42ZM44 187H45V186H44ZM44 187H43V188H44ZM57 187H58V186H57ZM57 187H56V188H57ZM71 187H73V185H72ZM82 187H83V186H82ZM100 187H101V186H100ZM117 187H118V185H117ZM120 187H121V186H120ZM122 187H123V186H122ZM129 187H130V185H129ZM129 187H128V188H129ZM142 187H143V185H142ZM147 187H148V184H147ZM165 187H167V186H165ZM172 187H173V185H172ZM180 187H182V186H180ZM183 187H184V186H183ZM183 187H182V188H183ZM221 187H222V186H221ZM1 188H2V187H1ZM18 188L20 189V187H18ZM23 188H25V187H23ZM50 188H51V187H50ZM89 188H90V187H89ZM95 188H96V187H95ZM95 188H94V189H95ZM101 188H102V187H101ZM118 188H119V187H118ZM123 188H124V187H123ZM130 188H131V187H130ZM148 188H149V187H148ZM162 188L164 189V187H162ZM168 188H170V187H168ZM173 188H175V187H173ZM186 188H187V186H186ZM188 188H189V187H188ZM188 188H187V189H188ZM203 188H204V187H203ZM206 188H207V187H206ZM206 188H205V189H206ZM210 188H211V187H210ZM224 188H225V187H224ZM229 188H230V187H229ZM234 188H236V187H234ZM238 188H239V187H238ZM238 188H237V189H238ZM19 189H18V190H19ZM77 189H78V188H77ZM86 189H87V188H86ZM91 189H92V188H91ZM113 189H116V188L114 187ZM138 189H139V188H138ZM141 189H142V188H141ZM144 189H145V187H144ZM155 189H156V188H155ZM170 189H171V188H170ZM180 189H181V188H180ZM207 189H208V188H207ZM240 189H241V188H240ZM251 189H252V188H251ZM254 189H256V187H254ZM5 190H6V189H5ZM42 190H44V189H42ZM57 190L60 191L59 188H58ZM57 190H56V191H57ZM79 190H80V189H79ZM98 190H99V189H98ZM102 190H103V189H102ZM116 190H117V189H116ZM182 190H185V189H182ZM182 190H181V191H182ZM212 190H213V189H212ZM212 190H211V191H212ZM228 190H229V189H228ZM241 190H242V189H241ZM259 190H260V189H259ZM27 191H28V190H27ZM58 191H57V192H58ZM87 191H88V190H87ZM93 191H94V190H93ZM95 191H97V190L95 189ZM95 191H94V192H95ZM114 191H115V190H114ZM123 191H125V190H123ZM140 191L143 192V191H145V190H143V191L140 190ZM140 191H139V192H140ZM151 191H154V190L151 189ZM167 191H168V190H167ZM170 191H171V190H170ZM186 191H188V190H186ZM211 191L209 192V194L211 193ZM215 191L217 192L218 190L216 189V190H214V192H215ZM225 191H226V188H225ZM242 191L244 192V190H242ZM15 192H16V191H15ZM21 192H22V191H21ZM28 192H29V191H28ZM40 192H41V190H40ZM48 192H49V191H48ZM53 192H55V191L53 190ZM64 192H65V191H64ZM83 192H84V191H83ZM120 192H121V190H120ZM128 192H129V191H128ZM128 192H127V193H128ZM176 192H177V191H176ZM176 192H175V193H176ZM178 192H179V191H178ZM189 192H188V193H189ZM206 192H207V191H206ZM220 192H221V191H220ZM222 192H224V191H222ZM229 192H231V191H229ZM236 192H237V191H236ZM238 192H239V191H238ZM248 192H249V193H252V192H250V190H248ZM60 193H61V192H60ZM77 193H78V192H77ZM86 193H87V192H86ZM117 193H118V192H117ZM121 193H122V192H121ZM123 193H124V192H123ZM125 193H126V192H125ZM130 193H131V192H130ZM136 193H137V192H136ZM144 193H145V192H144ZM150 193H151V192H150ZM152 193H153V192H152ZM160 193H161V192H160ZM169 193H171V192H169ZM169 193H168V194H169ZM182 193H183V192H182ZM185 193H186V192H185ZM239 193H240V192H239ZM249 193H248V194H249ZM32 194H33V193H32ZM41 194H42V192H41ZM44 194H45V192H44ZM83 194H85V193H83ZM89 194H90V193H89ZM91 194H92V193H91ZM97 194H98V193H97ZM97 194H96V195H97ZM107 194H108V193H107ZM107 194H106V195H107ZM110 194H111V193H110ZM132 194H133V193H132ZM132 194H131V195H132ZM142 194H143V193H142ZM172 194H174V193H172ZM172 194H169V195H172ZM218 194H220V193H218ZM224 194H225V193H224ZM235 194H236V193H235ZM262 194H264V193L262 192L261 195H262ZM47 195H48V194H47ZM50 195H51V194H50ZM73 195H75V194H73ZM102 195H103V194H102ZM102 195H101V196H102ZM108 195H109V194H108ZM118 195H119V194H118ZM136 195H138V194H136ZM147 195H148V197L150 196L149 193H148ZM151 195L153 196V194H151ZM156 195H157V194H156ZM161 195H162V194H161ZM161 195H160V196H161ZM166 195H167V194H166ZM175 195H176V194H175ZM187 195H188V194H187ZM210 195H212V194H210ZM213 195H214V194H213ZM251 195H252V194H251ZM17 196H18V194H17ZM40 196H41V195H40ZM97 196H98V195H97ZM138 196H141V193H140V195H138ZM142 196H143V195H142ZM154 196H155V195H154ZM207 196H208V195H207ZM245 196H246V195H245ZM245 196H243V199L245 198ZM247 196H248V195H247ZM258 196H260V194H259ZM1 197L4 198L5 196H1ZM9 197H10V196H9ZM19 197H20V196H19ZM52 197H53V196H51V198H52ZM55 197H57V195H55ZM70 197H71V196H70ZM78 197H79V196H78ZM81 197H82V196H81ZM83 197H84V196H83ZM88 197H89V196H88ZM91 197H92V196H91ZM93 197H94V196H93ZM111 197H112V196H111ZM126 197H127V195H126ZM145 197H146V196H145ZM145 197H143V199H144ZM167 197H168V195H167ZM169 197H170V196H169ZM169 197H168V198H169ZM187 197H188V196H187ZM191 197H190V198H191ZM212 197H213V196H212ZM212 197H211V198H212ZM231 197H232V195H231ZM241 197H242V196H241ZM253 197H255V196H253ZM5 198H6V197H5ZM22 198H23V197H22ZM30 198H31V197H30ZM43 198H44V197H43ZM49 198H50V197H49ZM58 198H60V197H58ZM62 198H63V197H62ZM64 198H65V197H64ZM72 198H73V197H72ZM84 198H85V197H84ZM103 198H104V197H103ZM106 198H107V197H106ZM109 198H110V197H109ZM131 198H132V197H131ZM159 198H160V197H159ZM159 198H157V199H159ZM183 198H185V197L183 196ZM188 198H189V197H188ZM215 198H216V197H215ZM239 198H240V196H239ZM258 198H259V197H258ZM263 198H264V197H263ZM94 199H95V198H94ZM107 199H108V198H107ZM111 199H112V198H111ZM116 199H117V197H116ZM121 199H122V198H121ZM133 199H134V197H133ZM135 199H136V197H135ZM145 199H146V198H145ZM145 199H144V200H145ZM151 199H153V197H152ZM175 199H176V198H175ZM186 199H187V198H186ZM204 199H205V198H204ZM207 199H208V198H207ZM207 199H205V200H207ZM227 199L229 200V197H228ZM19 200H20V199H19ZM60 200H61V199H59V202H60ZM108 200H109V199H108ZM126 200H127V199H126ZM126 200H125V201H126ZM149 200H150V199H149ZM180 200H181V199H180ZM209 200H210V199H209ZM209 200H208V201H209ZM217 200H218V199H217ZM241 200H242V199H241ZM241 200H240V201H241ZM246 200H247V199H246ZM249 200H250V199H249ZM21 201H22V200H21ZM23 201H24V200H23ZM40 201H41V200H40ZM56 201H57V199H56ZM63 201L65 202V200H63ZM75 201H76V200H75ZM91 201H92V200H91ZM105 201H106V200H105ZM110 201H111V200H110ZM110 201H109V203H110ZM118 201H119V200H118ZM131 201H132V199H131ZM136 201H137V200H136ZM138 201H139V200H138ZM138 201H137V202H138ZM208 201H207V202H208ZM222 201H223V200H222ZM226 201H227V200H226ZM236 201H237V200H236ZM247 201H248V200H247ZM252 201H253V200H252ZM256 201H257V200H256ZM7 202H8V201H7ZM42 202H43V201H42ZM61 202H62V201H61ZM103 202H104V201H103ZM113 202H114V200H113ZM129 202H130V201H129ZM147 202H148V201H147ZM165 202H166V201H165ZM169 202H170V201H169ZM171 202H172V201H171ZM184 202H185V200L182 201L183 205L186 204V203H184ZM223 202H225V201H223ZM233 202H234V201H233ZM258 202H259V201H258ZM263 202H264V200H263ZM13 203H14V202H13ZM38 203H39V202H38ZM65 203H66V202H65ZM84 203H85V201H84ZM99 203H100V202H99ZM109 203H108V204H109ZM115 203H116V202H115ZM139 203H140V202H139ZM152 203H153V202H152ZM163 203H164V201H163ZM176 203H177V202H176ZM179 203H180V202H179ZM203 203H205V202H203ZM212 203H213V202H212V200H211V204H212ZM227 203H228V202H227ZM234 203H235V202H234ZM244 203H245V201H244ZM248 203H249V201H248ZM252 203H253V202H252ZM4 204H5V203H4ZM4 204H3V205H4ZM18 204H19V203H18ZM20 204H22V203H20ZM55 204H56V203L54 202V205H55ZM60 204H61V203H60ZM63 204H64V203H63ZM81 204H82V203H81ZM86 204H87V203H86ZM122 204H123V202H122ZM124 204H125V203H124ZM216 204H217V203L215 202V206H216L215 208H217V205H216ZM218 204H220V203L218 202ZM231 204H233V203L231 202ZM249 204H251V203H249ZM262 204H263V203H262ZM1 205H2V204H1ZM7 205H8V204H7ZM7 205L4 206V207L1 208V209H6V210L9 211L10 208H8ZM73 205H74V204H73ZM83 205H84V204H83ZM99 205H100V204H99ZM133 205H134V204H133ZM161 205H162V204H161ZM176 205H177V204H176ZM212 205H213V204H212ZM239 205H240V203H239ZM33 206H34V205H33ZM60 206H61V205H60ZM66 206H67V205H66ZM101 206H102V205H101ZM109 206H110V205H109ZM145 206H146V205H145ZM165 206H167V205H165ZM168 206H169V205H168ZM178 206H179V205H178ZM178 206H177V207H178ZM181 206H182V205H181ZM229 206H230V203H229ZM232 206H233V205H232ZM251 206H253V205H251ZM251 206H250V207H251ZM16 207H17V206H15V209H16ZM55 207H56V206H55ZM61 207H62V206H61ZM83 207H84V206H83ZM97 207H98V206H97ZM119 207H120V206H119ZM119 207H118V208H119ZM127 207H129V205H128ZM169 207H170V206H169ZM193 207H194V206H193ZM209 207H210V205H209ZM219 207H220V206H219ZM224 207H225V206H224ZM236 207H238V206H236ZM242 207H243V205H242ZM244 207H246V206H244ZM254 207H255V206H254ZM257 207H258V206H257ZM27 208H28V207H27ZM27 208H26V209H27ZM32 208H33V207H32ZM48 208H49V207H48ZM52 208H53V207H52ZM52 208H51V210H52ZM57 208H58V207H57ZM70 208H73V207H70ZM74 208H75V206H74ZM79 208H80V207L78 206V209H77V210H80ZM109 208H110V207H109ZM124 208H125V207H124ZM150 208H151V205H150ZM174 208H175V207H174ZM174 208H173V209H174ZM179 208H180V207H179ZM181 208H183V207H181ZM185 208H186V207H185ZM206 208H207V207H206ZM220 208H222V207H220ZM239 208H240V206H239ZM247 208H248V207H247ZM1 209H0V210H1ZM23 209H24V208H23ZM53 209H54V208H53ZM63 209H64V208H63ZM99 209H100V208H99ZM111 209H112V208H111ZM127 209H129V208H127ZM138 209H139V208H138ZM142 209H144V207H143ZM155 209H156V208H155ZM170 209H171V208H170ZM190 209H191V207H190ZM195 209H196V208H195ZM207 209H209V210L211 209V211H212V208H207ZM223 209H224V208H223ZM228 209H229V208H228ZM13 210H14V209H13ZM37 210L39 211V209H37ZM65 210H66V208H65ZM71 210H72V209H71ZM103 210H104V209H103ZM108 210H109V209H108ZM108 210H107V211H108ZM116 210H117V209H116ZM116 210H115V212H116ZM118 210H119V209H118ZM122 210H123V209H122ZM181 210H183V209H181ZM196 210H197V209H196ZM219 210H220V209H219ZM231 210H232V209H231ZM231 210H230V211H231ZM234 210H235V209H234ZM245 210H246V209H245ZM248 210H249V208H248ZM248 210H247V211H248ZM256 210H257V209H256ZM256 210H254V212H255ZM10 211H11V210H10ZM10 211H9V212H10ZM27 211H28V210H26V212H27ZM30 211H31V210H30ZM32 211H33V210H32ZM49 211H50V210H49ZM68 211H69V209H68ZM73 211H74V210H73ZM96 211H97V210H96ZM105 211H106V210H105ZM110 211H111V210H110ZM120 211H121V210H120ZM129 211H130V210H129ZM184 211H185V210H184ZM184 211H183V212H184ZM213 211H215V210H213ZM216 211H217V209H216ZM220 211H221V210H220ZM220 211H219V213H220ZM230 211L228 210V213H229ZM243 211H244V210H243ZM9 212H8V213H9ZM17 212H18V211H17ZM97 212H98V211H97ZM115 212H114V213H115ZM121 212H122V211H121ZM165 212H166V211H165ZM167 212H168V211H167ZM167 212H166V213H167ZM171 212H172V211H171ZM177 212H179V211H177ZM181 212H182V211H181ZM192 212H193V211H192ZM203 212H204V211H203ZM206 212H207V210H206ZM231 212H232V215H233V211H231ZM249 212H251V211H249ZM257 212H258V211H257ZM257 212H256V213H257ZM8 213H7V211H4V210H3L2 212H0V215H5V214H8ZM20 213H21V212H20ZM48 213H50V212H48ZM126 213H127V210H126ZM135 213H136V212H135ZM155 213H156V212H155ZM162 213L164 214V211H163ZM179 213H180V212H179ZM187 213H189V212H187ZM236 213H237V212H236ZM243 213H244V212H243ZM246 213H247V212H246ZM259 213H260V211H259ZM12 214H13V213H12ZM24 214H25V212H24L22 215H19V216H24ZM31 214H32V213H31ZM34 214H35V213H34ZM43 214H44V213H43ZM105 214H106V213H105ZM119 214H120V213H119ZM123 214H124V212H123ZM139 214H140V213H139ZM149 214H150V213H149ZM168 214H169V213H168ZM181 214H182V213H181ZM183 214H185V213H183ZM190 214H191V213H190ZM205 214H206V213H205ZM220 214H221V213H220ZM249 214H251V213H249ZM252 214H253V213H252ZM261 214H262V213H261ZM263 214H264V213H263ZM14 215H15V213H14ZM14 215H13L12 217H14ZM49 215H50V214H49ZM113 215H114V214H113ZM116 215H117V214H116ZM124 215H125V214H124ZM126 215H127V214H126ZM141 215H142V214H141ZM145 215H146V214H145ZM145 215H144V217H145ZM155 215H156V214H155ZM159 215H160V213H159ZM176 215H177V214H176ZM186 215H187V214H186ZM188 215H189V214H188ZM193 215H194V214H193ZM193 215H192V216H193ZM195 215H196V214H195ZM229 215H230V214H229ZM257 215H259V214H257ZM257 215H256V216H257ZM27 216H28V215H27ZM32 216H33V215H32ZM59 216H60V215H59ZM59 216H58V218H59ZM117 216H118V215H117ZM119 216H120V215H119ZM128 216H129V215H128ZM137 216H138V215H137ZM167 216H168V215H167ZM192 216H191V219L194 218V216H193V218H192ZM221 216H222V214H221ZM224 216H225V213H224ZM224 216L222 217V219H223V218L225 219ZM230 216H231V215H230ZM241 216H242V215H241L240 213H239V214H234V217L236 218L235 221L233 220L234 222H236L235 225H234V230H235L236 232H240V233H241L240 235H242V236L244 237V236H245V232L249 230V227H250L249 225H250V223L247 221V222L245 223V224H247V226H243V223H242V222H244V221H242V220L239 221V220L241 219ZM246 216H247V215H246ZM248 216H250V215H248ZM6 217H7V216H6ZM6 217L3 216L2 219H5ZM12 217H10V218L12 219ZM16 217H17V216H16ZM47 217H48V216H47ZM106 217H107V215H106ZM113 217H114V216H113ZM135 217H136V216H135ZM147 217H148V214H147ZM147 217H146V218H147ZM150 217H154L153 214H152ZM182 217H183V216H182ZM184 217H185V216H184ZM186 217H187V216H186ZM198 217H200L199 214H198ZM215 217H216V216H215ZM219 217H220V216H219ZM232 217H233V216H232ZM18 218H19V217H18ZM37 218H38V217H37ZM49 218H51V217H48V219H49ZM123 218H124V217H123ZM141 218H142V217H141ZM148 218H149V217H148ZM162 218H163V217H162ZM174 218H175V217H174ZM174 218H173V219H174ZM188 218L190 219L189 216H188ZM216 218H217V217H216ZM235 218H234V219H235ZM242 218H243V216H242ZM247 218H248V217H247ZM257 218H258V217H257ZM262 218H263V217H262ZM24 219H25V218H24ZM35 219H36V217H35ZM45 219H47V218H45ZM45 219H44V220H45ZM51 219H52V218H51ZM113 219H114V218H113ZM116 219H117V218H116ZM121 219H122V217H121ZM121 219H120V220H121ZM128 219H129V218H128ZM153 219H154V218H153ZM157 219H158V218H157ZM159 219H160V218H159ZM173 219H172V220H173ZM175 219H176V218H175ZM178 219H179V218H178ZM186 219H187V218H186ZM191 219H190V220H191ZM201 219H203V218H201ZM205 219H206V218H205ZM217 219H218V218H217ZM224 219H223V220H224ZM243 219H244V218H243ZM249 219H252V218H249ZM249 219H248V220H249ZM259 219H260V218H259ZM259 219H258V220H259ZM7 220H8V219H7ZM12 220H13V219H12ZM25 220H26V219H25ZM41 220H42V219H41ZM44 220H43V221H44ZM52 220H53V219H52ZM58 220H59V219H58ZM108 220H109V219H108ZM144 220L147 221L146 219H144ZM160 220H161V219H160ZM180 220H181V219H180ZM195 220H197V219L195 218ZM219 220H220V218H219ZM219 220L217 221V223H220ZM254 220H255V219H254ZM13 221H14V220H13ZM15 221H16V220H15ZM32 221H33V219H32ZM39 221H40V220H39ZM43 221H42V222H43ZM46 221H47V220H46ZM126 221H127V220H126ZM140 221H141V220H140ZM140 221H139V222H140ZM150 221H151V220H150ZM150 221H149V222H150ZM162 221H164V220H162ZM174 221H175V220H174ZM181 221L183 222V220H181ZM188 221H189V220H188ZM191 221H192V220H191ZM201 221H202V220H201ZM208 221H209V220H208ZM210 221H212V220H210ZM224 221H225V220H224ZM252 221H253V220H252ZM256 221H257V220H256ZM262 221H264V220H262ZM262 221H260V222H262ZM2 222H3V221H2ZM44 222H45V221H44ZM47 222H48V221H47ZM143 222H144V221H143ZM147 222H148V221H147ZM149 222H148V223H149ZM159 222H160V221H159ZM227 222H228V221H227ZM260 222H259V223H260ZM3 223H4V222H3ZM5 223L7 224V223H9V222L6 221ZM23 223H24V222H23ZM65 223H66V222H65ZM67 223H68V222H67ZM115 223H116V222H115ZM127 223H128V222H127ZM132 223H133V222H132ZM141 223H142V222H141ZM141 223H140V224H141ZM144 223H145V222H144ZM162 223H163V222H162ZM188 223H189V222H188ZM190 223H191V222H190ZM197 223H198V220H197ZM199 223H200V220H199ZM201 223H202V222H201ZM225 223H226V221H225ZM228 223H231V222L229 221ZM263 223H264V222H263ZM13 224H14V222H13ZM25 224H26V223H25ZM27 224H28V223H27ZM36 224H38V223H36ZM48 224H49V223H48ZM51 224H52V223H51ZM51 224H50V225H51ZM135 224H136V222H135ZM140 224H139V225H140ZM168 224H169V223H168ZM178 224H179V223H178ZM191 224H192V223H191ZM191 224H190V225H191ZM194 224H195V222H194ZM261 224H262V223H261ZM3 225H4V224H3ZM3 225H2V226H3ZM18 225H19V224H18ZM28 225H29V224H28ZM30 225H31V224H30ZM54 225H55V224H54ZM59 225H60V224H59ZM152 225H153V224H152ZM183 225H184V224H183ZM183 225H182V226H183ZM199 225H200V224H199ZM207 225H208V224H207ZM259 225H260V224H259ZM263 225H264V224H263ZM4 226H5V225H4ZM19 226H20V225H19ZM22 226H23V225H22ZM22 226H21V227H22ZM34 226H35V225H34ZM142 226H143V225H142ZM148 226H149V225H148ZM164 226H165V225H164ZM203 226H204V225H203ZM211 226H212V225H211ZM213 226H215V225H213ZM213 226H212V227H213ZM7 227H8V226H7ZM21 227H20V229H21ZM32 227H33V226H32ZM150 227H151V226H150ZM156 227H157V226H156ZM169 227H170V226H169ZM186 227H187V226H186ZM205 227H206V225H205ZM218 227H219V226H218ZM3 228H4V227H3ZM11 228H12V227H11ZM22 228H23V227H22ZM27 228H28V227H27ZM34 228H35V227H34ZM43 228H44V227H43ZM67 228H68V225H67ZM87 228H88V227H87ZM140 228H141V227H140ZM161 228H162V227H161ZM176 228H177V227H176ZM187 228H188V227H187ZM203 228H204V227H203ZM215 228H216V227H215ZM222 228H223V227H222ZM226 228H228V227H226ZM229 228H230V227H229ZM231 228H232V227H231ZM253 228H254V227H253ZM253 228H252V226H251L250 229H253ZM258 228H259V227H258ZM12 229H13V228H12ZM32 229H33V228H32ZM68 229H70V228H68ZM78 229H79V228H78ZM165 229H166V227H165ZM173 229H174V228H173ZM207 229H208V227H207ZM255 229H256V228H255ZM260 229H261V228H260ZM50 230H51V229H50ZM57 230H58V229H57ZM141 230H142V229H141ZM145 230H146V228H145ZM168 230H169V229H168ZM174 230H175V229H174ZM220 230H221V228H220ZM220 230H219V232L216 231L214 234L217 235V236H220V235L222 236V235H224V234H222V233L220 232ZM3 231H4V230H3ZM34 231H35V230H34ZM46 231H47V230H46ZM154 231H155V229H154ZM164 231H165V230H164ZM183 231H184V230H182V232H183ZM209 231H210V230H209ZM221 231H222V230H221ZM224 231H225V230H224ZM253 231H254V230H253ZM10 232H11V231H10ZM17 232H18V231H17ZM28 232H29V231H28ZM42 232H43V231H42ZM42 232H39V233H42ZM66 232H67V231H66ZM77 232H78V231H77ZM146 232H147V231H146ZM150 232H151V231H150ZM152 232H153V230H152ZM155 232H156V231H155ZM173 232H175V231H173ZM180 232H181V231H180ZM189 232H190V231H189ZM199 232H200V231H199ZM257 232H258V230H257ZM0 233H1V231H0ZM35 233H36V232H35ZM39 233H38V234H39ZM46 233H47V232H46ZM46 233H45V235H47ZM48 233H50V232H48ZM52 233H53V232H52ZM57 233H58V232H57ZM57 233H56V235H57ZM96 233H97V232H96ZM99 233H100V232H99ZM162 233L164 234V232H162ZM162 233H161V234H162ZM168 233H169V232H168ZM183 233H184V232H183ZM204 233L206 234V232H204ZM225 233L228 234V233H230V232H225ZM233 233H234V232H233ZM261 233H262V232H261ZM28 234H29V233H28ZM67 234H68V233H67ZM70 234H71V233H70ZM76 234H77V233H76ZM100 234H101V233H100ZM169 234H170V233H169ZM190 234H193V233H190ZM190 234H189V235H190ZM248 234H249V233H248ZM251 234H252V233H251ZM257 234H258V233H257ZM8 235H9V234H8ZM16 235H17V233H16ZM29 235H30V234H29ZM29 235H28V236H29ZM43 235H44V234H43ZM71 235H72V234H71ZM73 235H74V234H73ZM83 235H84V234H83ZM85 235H86V234H85ZM149 235H150V234H149ZM158 235H159V233H158ZM166 235H167V234H166ZM170 235H171V234H170ZM186 235H187V234H186ZM186 235H185V236H186ZM193 235H194V234H193ZM209 235L211 236V234H209ZM229 235H230V234H228V236H229ZM19 236H20V235H19ZM26 236H27V233H26ZM37 236H38V235H37ZM40 236H41V235H39V237H40ZM51 236H52V235H51ZM78 236H79V235H78ZM155 236H156V235H155ZM162 236H163V235H161L160 238H161ZM168 236H169V235H168ZM182 236H183V235H182ZM182 236H181V237H182ZM206 236L208 237V235H206ZM232 236H233V235H232ZM238 236H239V235H238ZM238 236H237V237H238ZM252 236L254 237V235H252ZM10 237H12V236H10ZM13 237H16V236L13 235ZM24 237H25V235H24ZM33 237H34V236H33ZM33 237H32V238H33ZM56 237H57V236H56ZM67 237H68V235H67ZM90 237H92V235H91ZM163 237H164V236H163ZM194 237H195V236H194ZM207 237H206V238H207ZM223 237H224V236H223ZM234 237L236 238V236H234ZM239 237H240V236H239ZM263 237H264V236H263ZM17 238H18V237H17ZM27 238H28V237H27ZM44 238H45V237H44ZM63 238H64V237H63ZM65 238H66V237H65ZM65 238H64V239H65ZM81 238H82V237H81ZM86 238H87V237H86ZM88 238H89V237H88ZM88 238H87V239H88ZM92 238H93V237H92ZM126 238H127V237H126ZM147 238H148V237H147ZM190 238H191V237H190ZM211 238H212V237H211ZM211 238H210V239H211ZM214 238H215V237H214ZM224 238H225V237H224ZM227 238H228V237H227ZM55 239H56V238H55ZM66 239H67V238H66ZM75 239H76V237H75ZM83 239H85V237H84ZM94 239H95V238H94ZM100 239H101V238H100ZM100 239H98V240L100 241ZM164 239H165V238H164ZM169 239H170V238H169ZM186 239H187V238H186ZM188 239H189V238H188ZM192 239H193V238H192ZM194 239H195V238H194ZM212 239H213V238H212ZM241 239H242V238H241ZM247 239H248V238H247ZM11 240H12V239H11ZM33 240H34V239H33ZM45 240H46V239H45ZM45 240L43 241L44 243L46 242ZM53 240H54V237H53ZM58 240H59V239H58ZM71 240H72V239H71ZM79 240H80V238H79ZM160 240H161V239H160ZM165 240L168 241L167 239H165ZM189 240H190V239H189ZM237 240H238V239H237ZM237 240H236V242H237ZM34 241H36V240H34ZM38 241H39V240H38ZM47 241H48V240H47ZM55 241H56V240H55ZM55 241H54V243H55ZM65 241H66V240H65ZM190 241H191V240H190ZM242 241H243V240H242ZM248 241H249V240H248ZM48 242H49V241H48ZM61 242H62V241H61ZM61 242H60V243H61ZM106 242H107V241H106ZM177 242H178V241H177ZM210 242H211V240H210ZM216 242H217V241H216ZM236 242H235V243H236ZM261 242H262V241H261ZM261 242H260V243H261ZM263 242H264V241H263ZM64 243H65V242H64ZM161 243H163V242L161 241ZM170 243H171V241H170ZM212 243H213V242H212ZM227 243H228V239H225V241H224V244H225V245H224V248L229 247V244H227ZM230 243H231V242H230ZM235 243H234V244H235ZM260 243H259V244H260ZM39 244H40V243H39ZM47 244H49V243H47ZM47 244H46V245H47ZM52 244H53V243H52ZM103 244H106V243L103 242ZM163 244H164V243H163ZM176 244H177V243H176ZM238 244H239V243H237V245H238ZM244 244H245V243H244ZM246 244H247V243H246ZM246 244H245V245H246ZM250 244H251V243H250ZM255 244H256V243H255ZM56 245H57V244H56ZM58 245H59V244H58ZM101 245H102V244L100 243L99 246H101ZM168 245H169V244H168ZM178 245H179V244H178ZM211 245H212V244H211ZM221 245H223V244H221ZM256 245H257V244H256ZM106 246H107V244H106ZM171 246H172V245H171ZM214 246H215V245H214ZM240 246H241V245H240ZM69 247H71V246H69ZM107 247H109V246H107ZM175 247H176V246H175ZM215 247H216V246H215ZM252 247H253V246H252ZM257 247H259V245H258ZM72 248H73V247H72ZM102 248H103V247H102ZM118 248H119V247H118ZM118 248H117V249H118ZM152 248H153V245H152ZM170 248H171V247H170ZM177 248H179V247H177ZM191 248H192V247H191ZM212 248H214V247L212 246ZM220 248H222V247H220ZM241 248H242V247H241ZM243 248H244V247H243ZM104 249H106V248H104ZM125 249H126V248H125ZM153 249H154V248H153ZM185 249H186V248H185ZM206 249H207V248H206ZM209 249H210V248H209ZM253 249H255V248H252V251H253ZM261 249H263V248H261ZM15 250H16V249H15ZM65 250H67L66 247H65ZM70 250H71V248H70ZM106 250H108V249H106ZM113 250H114V249H113ZM207 250H208V249H207ZM224 250H225V249H224ZM228 250H229V249H228ZM247 250H248V249H247ZM25 251H26V250H25ZM61 251H62V250H60V252H61ZM108 251H109V250H108ZM110 251H111V248H110ZM117 251H118V250H117ZM178 251H179V250H178ZM182 251H183V250H182ZM188 251L190 252L191 249L188 250ZM248 251H250V250H248ZM255 251H256V250H255ZM73 252H74V251H73ZM77 252H78V251H77ZM115 252H116V249H115ZM119 252H120V251H119ZM157 252H158V251H157ZM183 252H184V251H183ZM183 252H182V253H183ZM189 252H188V253H189ZM191 252H192V251H191ZM218 252H219V251H218ZM224 252H225V251H224ZM224 252H223V253H224ZM241 252H242V251H241ZM253 252H254V251H253ZM253 252H252V254L256 253V252H254V253H253ZM79 253H80V252H79ZM111 253H112V252H111ZM184 253H185V252H184ZM232 253H233V252H232ZM236 253H237V252H235L234 256H236ZM243 253H244V252H243ZM249 253H250V252H249ZM260 253H261V252H260ZM263 253H264V252H263ZM15 254H16V252H15ZM25 254H26V253H25ZM54 254H57V253H53V255H54ZM58 254H59V253H58ZM71 254H72V253H71ZM71 254H70V255H71ZM75 254H76V253H75ZM113 254H114V253H113ZM150 254H151V252H150ZM153 254H154V253H153ZM203 254H204V253H203ZM246 254H247V253H246ZM250 254H251V253H250ZM252 254H251V255H252ZM2 255H3V253H2ZM9 255H10V254H9ZM49 255H50V254H49ZM51 255H52V254H51ZM68 255H69V254H68ZM118 255H119V254H118ZM156 255H157V254H156ZM156 255H154V256L156 257ZM182 255H183V254H182ZM206 255H207V254H206ZM206 255H205V256H206ZM209 255H210V254H209ZM219 255H220V254H219ZM243 255H244V254H243ZM251 255H250V257H251ZM263 255H264V254H263ZM46 256H47V255H46ZM54 256H55V255H54ZM57 256H58V255H57ZM77 256H78V255H77ZM130 256H131V254H130ZM132 256H133V255H132ZM176 256H177V255H176ZM203 256H204V255H203ZM211 256H212V255H211ZM237 256H238V255H237ZM9 257H10V256H9ZM12 257H13V255H12ZM16 257H17V254H16ZM16 257H15V258H16ZM52 257H53V256H52ZM111 257H112V255H111ZM113 257H114V255H113ZM127 257H128V256H127ZM147 257H148V256H147ZM182 257H183V256H182ZM250 257H248V258H250ZM257 257H258V256H257ZM1 258H2V257H1ZM10 258H11V257H10ZM47 258H48V257H47ZM91 258H92V257H91ZM122 258L124 259V257H122ZM129 258H130V257H129ZM129 258H128V259H129ZM203 258H204V257H203ZM215 258H217V257H215ZM223 258H224V257H223ZM262 258H263V257H262ZM4 259H5V258H4ZM4 259H3V260H4ZM7 259H8V258H7ZM25 259H26V258H25ZM38 259H39V258H37L36 260H38ZM40 259H41V258H40ZM125 259H127V258H125ZM156 259H157V258H156ZM180 259H181V258H180ZM191 259H193V258H191ZM194 259H196V258H194ZM219 259H220V258H219ZM250 259H252V258H250ZM26 260H27V259H26ZM65 260H66V258H65ZM116 260H117V259H116ZM133 260H134V259H133ZM182 260H183V259H182ZM188 260H189V259H188ZM200 260H201V261L203 260L202 257H201ZM204 260H205V259H204ZM212 260H213V259H212ZM255 260H256V259H255ZM4 261H5V260H4ZM21 261H22V260H20V262H21ZM34 261H35V260H34ZM72 261H73V260H72ZM127 261H128V260H127ZM150 261H151V260H150ZM190 261H191V260H190ZM207 261H208V259H207ZM220 261H221V260H220ZM235 261H236V260H235ZM22 262H24V261H22ZM28 262H29V261H28ZM63 262H64V261H63ZM119 262H120V261H119ZM124 262H125V261H124ZM182 262H184V261H182ZM195 262H196V261H195ZM202 262H203V261H202ZM208 262H209V261H208ZM215 262H217V261H215ZM249 262H250V261H249ZM258 262H259V261H258ZM260 262H261V261H260ZM263 262H264V261H263ZM16 263H17V262H16ZM16 263H15V264H16ZM24 263H25V262H24ZM38 263H39V262H38ZM69 263H71V262H69ZM110 263H111V262H110ZM132 263H133V262H132ZM157 263H158V262H157ZM185 263H187V262H185ZM198 263H200V262H198ZM238 263H239V262H238ZM245 263H246V262H245ZM245 263H244V264H245ZM252 263H253V262H252ZM4 264H5V263H4ZM6 264H7V263H6ZM8 264H9V263H8ZM13 264H14V263H13ZM41 264H42V263H41ZM59 264H60V262H59ZM67 264H68V263H67ZM114 264H115V263H114ZM133 264H134V263H133ZM136 264H137V263H136ZM140 264H142V263H140ZM191 264H193V263H191ZM203 264H204V263H203ZM210 264H211V263H210ZM220 264H221V263H220ZM227 264H229V263H227ZM231 264H236V263H231ZM240 264H241V263H240ZM242 264H243V263H242ZM257 264H258V263H257Z\"/></svg>","mask_w":264,"mask_h":264}]
</instances>
